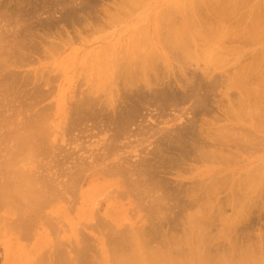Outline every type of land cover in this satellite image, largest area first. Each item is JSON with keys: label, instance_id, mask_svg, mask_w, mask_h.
Here are the masks:
<instances>
[{"label": "rangeland", "instance_id": "obj_1", "mask_svg": "<svg viewBox=\"0 0 264 264\" xmlns=\"http://www.w3.org/2000/svg\"><path fill=\"white\" fill-rule=\"evenodd\" d=\"M59 1H62V0H0V24H2V25H0V35H1L0 37L4 38L3 41L5 42V44H7L6 43L7 41H8V45L12 43V40L16 41L17 39H15V36H16L15 34H17L18 31H20L19 33L20 34L22 33L23 36L24 35H28V36H31V38H33V39L36 38V41L33 40L35 42H38V43L41 42V43H39L40 44L39 45V50L40 51H38L36 53L37 55L34 53L35 55L34 56L32 55V59H30V61L32 60L31 61L32 63L30 62V64H28L29 62H26V63H23V65L21 63L22 67H21L20 64H17L18 66L17 65H15V66H17L18 68L17 67H12L13 69H11V67L8 68L9 70L15 71V72H12L13 75L15 74V76L13 78L10 77V81H12V79L16 78L15 80L18 82L20 87L22 86L21 88H23V86H24V88H25V90H24V88L23 89L19 88V91L22 90V92H23V96L21 97L23 103L25 105L28 104L27 106H29L30 102L31 103L35 102L34 103L35 105H33V103H32V106L34 107V110H32V108H31V109H29V111L26 110V112L24 110V112L26 113L25 115L24 114H22V115L20 114L19 118L23 119L21 122H23L26 117L27 118L29 116L31 117V115L32 116L39 115L38 119L37 118L35 119V121L38 120V122H36L37 124L36 123L35 124L38 127H40L41 129L44 128L45 129L44 132H46L48 130L46 132L47 134H49V133L52 134V135L56 134V138L57 137L60 138V135H62V136L65 135V138L69 139L68 142L71 141V143L74 141L73 140L74 138L75 139L78 138V142H80V143L74 141L75 144L73 142L71 145H68L67 147L65 146V144L58 143L63 148L61 153H64V152H67V151L68 152H72V148H74L77 145V147H80V148L75 149V151L73 152L75 154V156L77 155V153H79V156L81 154L83 156V158H87L89 160V158H88L89 157V150L90 151L94 150L95 152L97 151V149L95 148L96 141H98L99 137H101L102 134L99 135V136L95 135V133H97V132H95V130H93L92 133H89V130L92 128V126H90V123H89V118L87 120H85V121H82V123L77 122V123L73 124L74 117L76 116L75 114H84L86 112V110L85 111L82 110L83 111L82 112L81 111L82 108H79V106L77 107L76 104L78 103L79 99L81 101L82 99L86 98V94L89 95V97H90L92 92H94L96 94V95L92 94V95H94L93 98H97L96 96H98V94H100L99 96L104 98V96L106 94L110 93V90L115 87V86H113V84L115 82H118V79L122 77V76H120L116 81L115 80L112 81L113 77L111 75L107 76L108 74H110V70L113 69L112 67L115 66L112 62H114V61H115L114 63L118 62L117 64L119 65V67H121L120 65H123V67H124L126 65L124 63V59L126 60V58H128V59L130 58V60L136 61V59H135L136 57L139 59L142 56L140 54L141 52L144 55L143 58H147L148 55H146V54L151 53L153 56L155 55L157 57V58L153 57L154 58L153 62L155 63V65H157V69L159 70L158 73H160L161 76L162 75H167L169 64L172 62L171 63L172 64L171 67H176L177 64L183 65L185 63V65H184L185 68L184 69L187 72L185 78L187 77V79L189 80V78H193L194 77L193 81L196 80L197 82H200V84L203 83L202 84L203 87L204 86H208L209 87L210 79L212 77L213 80H216L217 82H220V83L217 86V88L214 91V93H207L208 94L207 96L209 97L208 100H210V102L211 101L213 102L214 98H215L214 100L220 99L221 100L220 101L221 102V104H220L221 108H223L222 106H226L227 104H230L229 107L232 108L230 110V112L233 110V108H234V111H236V109L238 108L237 112H231V114L229 112V114L225 117L226 120H229V121L222 120L221 122L218 123L219 125L216 128L218 129V127H219L218 130H219V132L223 131V132H221L222 134L224 133V134L229 135V136L233 135L234 137L235 136L236 137H240L241 136L240 137L241 140H242V138H245L244 140H247V138H249V139L252 140L253 144L255 142V145H257V143H258V145L257 146L254 145L253 150L252 149L251 150L248 149L246 152L245 151L238 152L239 150L236 151L235 148H234L235 150L226 149L225 151H223V150H221L223 148H221L220 150L222 151V153H221L222 155L220 154L221 155V157H219L220 159L218 158L215 161L206 160V162H205V160L204 161H200V162L199 161L198 162H194L192 160L191 161L189 160V162H188V160H186L185 161L186 170L184 169V171H181V173L180 172H176V171H170V172L165 173V174L164 173H162V174L159 173L158 176L156 177V180H158V179H160V180L162 179L164 181L167 180L166 182H169L171 185L169 184V186H168V184H167L166 186H168L169 188L172 187V188H170L171 192L169 190V193H168L169 196H168L167 193H165V197L163 198L165 203L169 202V204H167V206L169 205V207H166V208L161 207V209H160V210H162L163 213H165V215L167 214L166 217H164V220H163L165 223H167L166 227H164L165 224L162 221V219H159L160 221H162L161 223H163V224H161V232L164 233V230H165V232L167 230V231H169V234L171 233L172 240H170L171 238L169 239V241H171V242L168 241L169 242L168 246L169 245L172 246V244H170V243H173V242H174V244L176 243L175 245L178 244V246H175L173 244L174 247L172 246V248H173V250L175 249V251H176L175 254L176 253L178 254V255L177 254L176 255L179 257V258H177L179 261H181L182 257L183 258L185 257V259H188L189 257H193L194 255L190 256L192 251H193L194 254H199L202 251H203V253H206V252L209 251L208 253H206L208 258H209V260H211L209 264H218V263L219 264H237V263L238 264H258V263L259 264H264V250H263L264 249V240H263V238H264V233H263L264 232V181H263L264 180V163H263L264 162V127H263L264 126V109H263L264 108V103H263V101L264 100L263 101L261 100V102L263 103L261 105L260 100L258 99L259 103L257 102V103H255V105H253V106H251L249 108H248L246 103H245L246 105H244V103H243V105L247 108L246 111H245V109H244L245 107L243 105H241L242 104L241 99H244V102H245L246 96L241 95L239 93L240 90L236 91V87L239 89L240 86H241V84L239 83V80H238L239 78L236 77V74H237L238 70L242 69V67H245L247 64H250V61H253L254 62V63L252 62L253 64L256 63L255 65H257L260 62L259 65L262 67L261 69H264V67L262 66V65H264V62H262V58L259 56L262 52L264 53V21H263L264 20V0H227V1L226 0H207V1L206 0H191V1L190 0H183V2H181L182 0H89L88 4H90V5H85L86 2H87L86 0H83V1H86V2H82L81 0L80 1L75 0L77 2H74L73 5H75L78 8V10H76V11H79L81 3H82L81 5L84 6L83 8H80L81 10L83 9L82 12H76V13L68 11L69 9H71L70 7H72V8L74 7L73 5H68L69 3H71V1L70 2H68L69 0L68 1L66 0L67 2L66 1L65 2L64 1L59 2ZM186 1H190V2H188L189 4L193 1L192 2L193 6L197 5L198 2L201 4V5L199 4V6H202L204 4V6H202V8L204 7V9H202V8L200 9L199 8V10H202V12H203L202 14H204L203 17L206 15L205 12H204V10H207L206 8H208V10H210V8L217 7L219 4H221V2L224 1L222 8L226 5L223 9L224 10L226 9L224 11V13L225 14L228 13V15L225 16L226 20L224 18L225 21L222 20L224 22L221 21L222 23L219 24V21L217 20L218 18H215V17H217V14H215L217 12H214L215 15L212 14V16H209V18L211 19V17H212V19H215V23L212 22V20H211V25H209V21L210 20H209V18H208L209 21L206 19L208 24L206 25L205 24L206 22L202 23V24H205L204 26H206V28L203 27V25L202 26L200 25L201 22L200 23L197 22L198 24L194 23L195 25H198V26L197 27L193 26V27L195 29L199 30V31H197V33H195L196 30L193 28V30H194L193 31L194 32L193 35H196L198 37L199 35L202 34L201 36H203V35L206 36V38H205L206 40L205 39L201 40V39H199L197 37H196V39H194V40H196L197 45H199L197 47L198 49H196L198 52L195 51V54H197L198 56H192L194 58L188 59V61L185 60L186 61L185 62L180 57H179L180 58L179 61H178L179 58L175 59L176 57L174 56V53H175L176 47H177L176 44L168 46V44L165 43V42L169 43V40L167 41V38H166V37L169 36V34H167L166 32L171 30L169 27H168V29H170V30H167L165 25L167 23L169 24L170 22H173V23H176V24L178 23L177 26L175 24H174L175 26H173L172 24H169V26H172V30H171L172 32L175 29H176L175 31L179 30V28H178L179 26L182 27L181 23H183L182 22L183 21V18H182L183 14H185L187 12V10H188L187 7H185L186 10L183 8V6H184L183 3L186 4L187 3ZM195 1L196 2L198 1V2L196 3ZM212 1H213V3H212ZM218 1H220V2L217 3ZM235 1H236V3H235ZM62 3H63V5H62ZM65 3L67 5H64ZM75 3H77V4H75ZM78 3H80V4L78 5ZM224 3H225V5H224ZM227 3H229V4H227ZM189 4H187V5H189ZM230 4L233 5V6H231ZM45 5H47V6L49 5V6L48 7L46 6L45 9H44L43 7ZM56 5L58 6V8H57ZM60 5H62V8H61ZM98 5H101V6L99 7ZM215 5H217V6H215ZM53 6H55L56 8L54 9ZM65 6L68 8L67 10H66ZM85 6H89V7H85ZM117 6H119L120 8L117 7ZM175 6L177 7V9H176ZM76 7H74V8H76ZM104 7H108L107 8L108 9V14H106L103 11ZM172 7L173 8L175 7V9H173ZM63 9H64V11H63ZM46 10L47 11L49 10L48 12L51 15L50 17H52V18H50V17L48 18L49 14H48V12ZM88 10H89V12H88ZM162 10H163V12H162ZM174 10H175V14L177 13L176 17H175V14H174ZM183 10H185L186 12L184 13ZM251 10H253V11H251ZM65 11H67V14H65L66 13ZM84 11L85 12L87 11V15H89V17H90L89 18V23L91 22L90 25H89V28H87V29H85V28H83L81 26L82 22H84V21H82V17L86 15V13ZM166 11L170 12L171 14H173L174 17L170 13L168 14V12H167V16H165L166 14H164V12L166 13ZM29 12H30V14H29ZM63 12H65V13H63ZM251 12L252 13L254 12L253 15H255V17L256 16L258 17V18L256 17V19L253 16L251 17V18H254L255 20L258 19L257 21H255V22H257L255 25H254V21H253V23H251V21H252V19H250V16L252 14ZM52 13H53V15H52ZM75 14L79 18L74 16ZM79 14L81 15V18H80ZM202 14H201V19L203 18ZM25 15L27 17H25ZM66 15H68L67 18H65ZM159 15H160L162 20L165 19L166 17H168V15H169V17L171 18L172 21L169 18L168 21L165 22L167 20V18H166L165 21L163 20L164 22H159L160 24H158ZM207 16H205V17H207ZM162 17H164V18H162ZM180 17H181V19H179ZM199 17H200V15H199ZM242 17H244V20H243ZM26 18H28V19H26ZM74 18H76V20ZM192 18L195 19L194 16ZM237 18H239V19L241 18L243 21H248L250 19L251 21L249 20V23H250L249 24L248 22H242L241 19L239 20ZM71 19L72 20L74 19V21L78 25H75L76 23L74 24L73 23L74 21L72 22ZM77 19L78 20L80 19V21H78ZM48 21L49 22L51 21L52 23L50 22V24H49ZM147 21H148V23H147ZM203 21H204V19H203ZM216 21L218 23H216ZM237 21L238 22L241 21V23H242V25L239 26V28H236ZM262 21H263V23H262ZM79 23H81V24H79ZM145 23L149 24L148 28H147V24H145ZM161 23H166V24L164 25V24H161ZM246 23H248L249 25L253 24L258 29L257 30L256 27H255V29H253L252 32H251V29H250L251 27H249L248 30H250V33L248 31L247 32L250 35L245 32L246 35H248L249 37H252V38H250L252 41L249 39L248 36H247V39H246L245 42H244L245 38L244 39L242 38V40H243L242 42L240 40H238V39L237 40L240 41V42H237V41L234 42L235 40H233L232 42L231 41H228V42L226 41L227 37H229V36H227V33L228 32L231 33V30L230 31H224V29L227 28L226 30H229V28L231 29V27L234 26L233 28L236 29V30L234 29V31H239V29L242 28L243 26H247ZM258 23H259L260 26L257 25ZM47 24H48V26H47ZM168 24H167V26H168ZM217 24L221 25L222 27L220 26V28H222V29L218 28L219 26H217ZM62 25H65V26L62 27ZM82 25L84 26V24H82ZM139 25H141V26L145 25L144 27H146L148 29V32L144 31L146 28H144V30H143L144 32L140 31L139 29L142 30L143 27H139V29H138ZM158 25H160V26H158ZM75 26H77V27H75ZM216 26H217V28H216ZM19 27H20V29H19ZM158 27H162L163 30H160L161 28L158 29ZM164 27H165V29H164ZM181 27H180V29H181ZM76 28H77L78 31L80 30L79 32L77 31V33L75 32ZM153 28L154 29L157 28V32H159V35L161 34V31H163V34H161V36H162L161 39L158 38L159 35H158L157 32H155V30ZM247 28H248V26H247ZM247 28H245V29H247ZM34 29H35V31H34ZM64 30H65V32L67 31L68 34H69L70 38L68 40L65 39V36H67V35L64 32H63L65 34L64 37L62 35L63 34L62 31H64ZM158 30H160V31H158ZM164 30H166V31H164ZM208 30H212V31H208ZM222 30L224 31V33L226 35L224 33H222L223 32ZM218 31H219V33H218ZM202 32H204V34ZM216 32L218 34L222 33L221 34L222 36L224 35V37H223L224 42H222L224 44H221L220 42L218 44V43L215 42L216 41L215 40L216 39L215 38L216 37V35H215ZM1 33L3 34V36H2ZM24 33H26V34H24ZM144 33H145V35H144ZM39 34L41 36L42 35L43 36L40 38ZM141 34L144 35L143 38H142ZM171 34H174V32L171 33ZM210 34H211V36L213 38L210 36ZM254 34H256V35H254ZM45 35H47L49 37L47 38V36H45ZM154 35L157 36V39H156V36L154 38ZM164 35H166V36H164ZM213 35H215V36H213ZM228 35H229V33H228ZM60 36H62V38L65 39V41H64L65 43L63 42L62 38L60 39ZM163 36H164V39H162ZM222 36H219V37H222ZM257 36H258V38H257ZM43 38L46 41L48 39V41L45 42V40H43ZM224 38H226V39H224ZM253 38H254V40L255 39L256 40L253 41ZM52 39H54V40H52ZM56 40H57V42H56ZM247 40H249V41H247ZM52 41L54 42V44H52L53 43ZM4 42L2 43L3 45L1 44L0 47L5 46ZM48 42H49V47H47ZM61 42H63V43H61ZM50 43H51V45H53V48H52L53 50L52 49L50 50V48L52 47L50 45ZM55 43H57L58 45L56 44L57 45L56 46ZM41 44L44 45L43 47H45V45H46V48L47 49L49 48L50 51H48L47 49L41 48L42 47ZM227 46L229 48H227ZM238 48H240V49L238 50ZM41 50L44 53L43 52L41 53ZM44 50H47V51H44ZM230 51H232V52L229 53ZM203 52H205V53H203ZM218 53L222 54V55H219ZM223 53H225V55ZM258 53H260V54L258 55ZM210 55H211V57H210ZM243 55H245V57L241 58ZM250 55L252 57H249ZM212 56H214V57H212ZM216 56L219 57V58H224L225 57V59L226 58L227 59L226 60L224 59L225 61L223 59L220 61V59L217 58ZM220 56H224V57H220ZM257 56H259L260 58L256 59ZM261 56H262V54H261ZM249 59H251V60H249ZM175 60L178 63L175 62ZM181 60H183L184 63L180 62ZM231 60H232V62H231ZM236 60L238 61V63H237ZM119 61H121L122 63L119 62ZM222 61H224V63L225 62L226 63L224 64V63H222ZM138 62H140V61H138ZM166 62L169 63V64H167ZM220 63H222V65H220ZM240 63H242V65ZM166 64H167V67H166ZM118 65H116V66H118ZM127 65H129V64H127ZM219 65H220V67H219ZM255 65H252V66L255 67ZM259 65H257V66H259ZM116 66L114 68H116ZM119 67H117V68H119ZM157 69H156V71H157ZM162 69H163V72H162ZM226 69H227V71H226ZM108 70H109V72H108ZM164 70H165V72H164ZM220 71H221V73H220ZM257 71H259V70H257ZM223 72H224V74L222 75ZM203 73H207V74H205V76H204ZM219 73H220V75H219ZM16 74H18V75H16ZM178 74L179 73H177V75ZM254 74H256L255 71H254ZM136 75H138V74H136ZM136 75H134V77H133V80L136 78V80H134V81H138L137 77H135ZM141 75L142 74H139L138 76L144 78ZM206 75L208 77H206ZM24 76H25V78H24ZM151 76L153 77V75H151ZM150 77H149L150 81L153 82L155 79L154 78L152 79ZM204 77L205 78H210V79L208 80V79H205ZM26 78H27V80H24ZM122 78L125 79V82H128V83H126V84H128L127 87L129 86V83H131V84L134 83V82H132L133 80H130V79H132V76H131L130 79H127L128 77H124V76ZM185 78L182 79L181 77H179V79L182 80L183 82L185 81ZM123 79H122V81H123ZM256 80H258V79H256ZM20 81H21V83L23 82V85H21ZM140 81L142 82L141 79H140ZM140 81H138L137 86H142L143 85V84H141ZM182 81H180V82H182ZM255 81H254V79L251 80V82L249 83V86L250 85H252V86L250 88H253L254 86H256L259 83V80L257 81L258 83H256ZM42 83H44V85ZM120 83L121 82H118L117 87H115V90L117 89L119 91V93L121 94V93H123V91H121L122 90L121 88H122V86L125 83L123 82L124 84L122 86H121L122 83L121 84ZM171 83L172 84L174 83V81L172 79H171ZM40 84H42L41 85V89L43 90V92L40 89V87H38V86H40ZM47 84H49V85H47ZM235 84H236V86H235ZM239 84H240V86H239ZM42 86H43V88H42ZM37 87L40 89L38 92H37V90H38ZM208 87H207V89H208ZM108 88H110V89H108ZM204 89L207 90L206 87H204ZM88 90L92 91V92H89ZM46 91L48 93H46ZM224 92L226 93L225 95H228V94L230 95L229 96L230 97V101L233 100L234 103L230 102V101H229L230 103H228L229 98L227 100L228 96L224 97ZM31 93H32V96L35 93L34 94V98L35 99L32 98ZM41 93H42V95L44 93V95L41 96ZM111 93L108 94V95H111ZM249 93H251V92L249 91ZM27 94H28V96L30 95L29 97H31V99H32L31 101H30V98L28 96H27L28 98L26 97ZM36 94H40V96H38V95L36 96ZM212 94L213 95L215 94V95L213 96ZM238 94H239V96H238ZM222 95H223V97H222ZM250 96H252V95H250ZM253 96H254V94H253ZM238 97H240V98H238ZM224 98H225V100H227V102H225ZM256 98L257 97L255 96V97L251 98V100L254 101V99L256 100ZM34 100H37V102L34 101ZM118 100H120V99L118 98ZM253 101H251L252 104L254 103ZM128 103H126V105H125L127 108L129 107V105H127ZM232 103L234 105L236 104L237 106L235 105V107H234V105H232ZM118 104H119V102H118ZM183 104H184L183 108L185 107L184 109L182 108V105L179 104V106L182 109L178 108V106H176L175 109L178 108V109H176L177 110L176 111L174 109V107H171L172 109H174V110H172V112H171V108L170 107H166L165 109H163V111H165L167 114L166 113L164 114L163 111L162 112L160 111L161 107L158 106V105L154 106V104H151L150 106H152L154 108H151L150 106H148L149 107V110H148V108H147V105H149V103H148L147 105H144V107L142 106V108L140 109V110H142L141 111L142 113L138 114L134 118V120H136V121H133V122H135V125L134 124L131 125L130 126L131 129L128 127V130H130L129 131L130 132L129 135L133 134L134 132H137V133L133 134V135L136 134L135 136H137V137L134 138V136L131 137L132 136L131 135L129 140L123 139V138H119V139H117L118 143H116V141L115 142H112V141L110 142L109 138L104 136V134L102 135L101 139L103 141H105L106 143L108 141L110 142L109 144L108 143L106 144V145H108V149L111 147V145H113L115 147L120 146V147L116 148V149H118V150H116L117 154H121V153L126 154L127 156L125 155V157H128L127 158L128 159L127 162H129V164L132 163L131 166L133 164L137 165V163H138L137 162L138 161V155H139V159L141 157L142 158L144 157L145 160H147V161L149 160L148 162H152V163L154 162V163H158L159 164V162L162 161V162H165V164L168 163V164H166L167 166L168 165H175L176 162L177 163L180 162V157L178 155L179 154L178 150L176 151L175 146H170L171 148L167 150L166 146H165V144H167V142H165L164 140L161 141V143H160L161 146L157 145L160 142L159 140H158V142H154V140H152L151 135L149 133L152 132V131L154 132V130H156L157 127L155 126V124H152L150 121H151V119H152V121H155V119L157 118L156 121L158 120L157 122L159 123V127H161L162 130L171 132L170 133L171 135H169V134L168 135L172 136V135H174L173 134L174 130L178 131L179 129H182L183 127H186L187 123H188L187 121L189 120V118L192 119L194 117V115H196L197 119H199V118L202 119V117L204 119H206V118L209 119L212 116V115L210 116L209 113H207L208 114L207 115L206 111L204 109H201V108H199L198 110H196L195 108L194 109L193 108L188 109V108H190L189 104L188 103L187 104L183 103ZM257 104L260 105V106H257ZM75 106L77 108H75ZM122 106H123V104L121 105V107H119L117 109L118 112H119V109L121 110ZM125 106L123 107V111L125 110ZM213 106H214V102H213ZM240 106H241V109H243L242 110L243 112L239 108ZM78 108H79V110H78ZM167 108H169V109H167ZM255 108H257V110L253 111V109H255ZM157 109L158 110L160 109L159 113H157L158 112ZM166 109H167V111H166ZM248 109L251 111L250 112L251 114L249 113ZM30 110H31L32 113L30 112ZM144 110H145V112H144ZM191 110H194V111L192 112ZM121 111L118 113L117 111L111 110L112 113L115 112L113 115L121 114L122 113ZM37 112H38V114H35ZM87 112L89 113V110ZM87 112L85 114H88ZM107 112H110V110L106 111V113H104V114H108ZM111 112H110V114H108L109 116L112 115ZM143 112L146 115H144ZM221 113L219 112L217 114H219V116H221ZM89 114H91V113H89ZM142 114L144 115L145 119L143 118ZM217 114H215V115H217ZM5 115L10 116L11 114H5ZM23 115L24 116L28 115V116L24 117ZM160 115H162V116L160 117ZM153 117H155V118H153ZM180 117H182L181 120L179 119ZM39 118L41 119V121L39 120ZM171 118H173V119H171ZM174 118L178 119V120H175ZM44 119H45V121H44ZM137 119L141 123V125L139 124V122H137ZM142 119H143V121H141ZM149 119H150V121H149ZM200 119L197 121L198 124L201 121ZM31 120H33V119H30L28 121H31ZM145 120H146V122H145ZM35 121L33 120V122H35ZM25 122L27 123L26 120H25ZM70 122L74 126L71 125V124L69 125L68 123H70ZM148 122L151 123V124H149ZM182 122H184V124ZM148 124H149V126H148ZM226 124H227V126L230 125L231 127L235 126L234 128H232L233 130L236 128L235 132L234 131L233 132L228 131L226 133V131H227L226 127L227 126L225 127V132H224V126ZM34 125H33V127H34ZM46 126H48V127H46ZM177 126H179L178 127L179 129L176 128ZM231 127H229L228 130ZM239 127H240V129H239ZM69 128H71V129L68 130ZM147 128L149 129V131H148ZM244 129L248 133H246ZM150 130H152V131H150ZM218 130H216V131L218 132ZM139 131H140V133L141 132H143V133H141V134L139 133L138 134ZM85 132L87 133V135H86ZM231 133H233V134H231ZM92 135L93 136L95 135V136L92 137ZM106 135H108V134H106ZM110 135H111V131H109L108 137ZM144 137L147 138L146 141H145ZM65 138H63V139H65ZM105 139H107V141ZM142 139L144 141H142ZM149 140L151 142H149ZM165 140L167 141L166 138H165ZM57 141L60 142L59 139H57ZM100 143L102 144V141ZM90 145H93V146L89 147ZM162 145H164V146H162ZM100 146H102V147H99V148L103 149V144L100 145ZM2 147L3 146L0 147V150H1ZM64 147H66V148H64ZM159 147L161 149L162 148L166 149V150L162 149V151L166 152V155L158 154L159 153L158 150L160 149ZM8 148H10V146ZM70 148H71V150H70ZM119 149L122 150V151H119ZM128 149H129V151H128ZM132 149H136V152L134 154H129V152L132 151ZM153 149H155V150L153 151ZM82 150H84V151H82ZM125 151L126 152L128 151V153H125ZM229 152H231V153H229ZM4 154H3V156H5V158L7 159L6 155H4ZM236 154H238V155H236ZM41 155L42 154H38L37 155L39 157L38 163H40L41 166H44V165H46L45 163H47L48 165H46V167H49V168L52 167L53 165H52V163L50 164L51 161L49 160V157H47L48 158L47 159V158H44L45 157L44 155L43 156H41ZM3 156H1L0 161L3 159ZM79 156L77 155V157H79ZM134 156H136V157H134ZM152 156H154V157L152 158ZM130 157L132 159H130ZM177 157H179V158L176 159ZM160 158H161V160H160ZM231 159H233V160L231 161ZM3 160H2V162H3ZM5 160H4V163H5ZM88 160H85V162L86 161L88 162ZM34 161H35V159H34ZM25 162L23 161L22 166L18 165L17 167H21L22 168L24 165L26 167L27 163L25 164ZM27 162L29 164L30 161H27ZM69 162L71 163V161H69ZM173 162H175V164ZM1 163H0V165H1ZM42 163H43V165H42ZM68 164L66 163V165L64 166L65 169H66V167L69 168L73 163H71L69 165ZM162 164L163 163H161V166L164 165L163 167H166L165 164H163V165ZM50 165H52V166H50ZM3 167L4 166H2V168ZM8 167L10 169L12 166L10 164H8ZM44 167H43V169H44ZM132 167H134V166H132ZM40 168L42 169V167H40ZM70 169L72 170L73 168H70ZM188 169H190V170H188ZM1 170H3V169H1ZM221 171H223V172H221ZM247 172H248V174H247ZM176 173L179 174V176H176ZM180 174H181V176H180ZM245 175H246V177H245ZM259 175H261V176H259ZM116 180H117L116 178H112V177H110V178L109 177H102V178L91 177V178H89V174H87V176L86 175H81L79 177L78 181H77L78 183H77L76 187L72 191V194H71L72 197L70 198L72 201L71 200L69 201L70 204H68V202L64 203L65 200H63L64 202H62V200H55V201H53L51 203V205H49L47 207V209H44V211L41 213V215L42 216L44 215L45 218H46V216L49 215V214L45 215V213H50L51 217H53V218H49V217H47V218L53 220L52 224L55 223L53 226L56 225L55 227L57 229L53 228L54 231L52 230V232H50V229L53 227L52 225H51V227L49 226L50 229L46 228V227H48L46 225L40 226V227H37V228H32L33 231H32V229H30L31 232L27 231L28 232V236L25 237V239L26 238H28V239L25 240L24 238H22L23 241H20L19 239H17V234L14 232L15 230L13 228L11 229V226H12L11 221H12V219H14V217L11 216V215L10 216L6 215L4 213V210H0V220H1V218L5 219V221H3V220H1V221L4 224L6 222V224L4 225L0 221V230H1L0 231V264H34V261H38V259H40V261L42 260V262H40L38 264H44V263L52 264L53 262H55L53 260H55L58 255H59L58 259L60 257V260H63V262H64L65 255L68 256V257L67 256L65 257V258H67V260H69V259L73 260L74 259L73 258L74 254H75L74 251H75L76 248H77L76 251H79V255L83 256V259H84L83 263L87 261L86 262L87 264L88 263L91 264L94 261L90 260V258L94 257L93 259L95 260L96 257H97V259L95 260V262L93 264H100L98 262L99 261L98 259H101L100 260L101 264H107V263L108 264H113V263H110L108 261L112 260V256H114L117 253L116 252L117 248L114 247L116 253L114 255H112V253L110 251L114 250L113 246L109 247V250L111 248H113V249H111L109 251L108 250V246H111V245H109V244L106 245V243H108L107 240L103 241L104 239H106L105 235L108 234L110 227H114L115 229L121 230L122 231L121 233L125 232L123 234L124 236H128L127 233L131 230V228H132V233L134 232V233H136L138 235V233L141 230H144L145 228H146V230L151 231V232H152L151 229H153L155 231L156 229L153 227V225L157 224V221H155L154 219L151 220V218H148L149 222H147L145 220L146 219V217L144 216L145 215L144 214L145 211H139V210L135 209L134 212H133L132 207H128L126 205L127 200L118 199V198H116V199H111L110 198V195L115 196L114 195V194H116L115 191L119 190L117 188V186L119 184L116 186V184L118 183V182H116ZM222 180H223V182H221ZM180 181H182V182L180 183ZM202 181H204V182L202 183ZM224 181H226L225 183L227 184V185L225 184V186H224ZM245 182H246V184H245ZM198 183H199V185H201V187L205 186V189L208 190L209 192L207 191L208 192L207 193L206 190H205L206 193L204 194L203 191H202V190H204L203 189L204 187L200 188V186L199 187L196 186L194 188V186L196 184H198ZM228 183H230V184H228ZM179 184H181L180 186L182 187V191L181 192L185 191L186 192L185 194L187 196L185 194H183V193H180V194H182V195H180L181 197L179 195H177L179 193H178L177 190H175V188H177L179 186ZM220 184H222V185H220ZM253 184H254V186H251ZM192 185H193V187H192L193 190L192 191L190 190V194L188 193L189 194V196H188L187 191H189V190H187V189H190L189 187H191ZM175 186H177V187H175ZM220 186L223 187V188L221 189ZM234 186H238V187H234ZM248 186H250V187H248ZM168 187H167V190H168ZM184 187H185V190H184ZM197 187L200 189L199 192H201V193H199V194H201V195H199L198 193L194 192ZM216 187H218V188H216ZM231 188H232V190H230ZM233 188H237V189L234 190ZM112 189H113V191H112ZM197 189H196V191H197ZM216 189H217V191H216ZM235 191H237L236 192L237 193V197H235L234 199L237 198V200H238L240 198L241 200L240 199L239 200L241 201V203H239L240 202L239 201L238 203L234 204V202L236 201V200L233 201V196H236L235 195L236 194ZM112 192H114V193L112 194ZM191 192H194L195 196L197 194L196 198H199V196H202V199L204 198L205 206L204 205L203 206L205 208L203 207V209L206 212H207L208 209H209L208 211L212 210L209 214H211L214 217V219L212 221L213 224L211 223V226H210L211 228L210 227H209L210 229L206 228L205 232H203V233H206L209 238L207 237L208 240H205V239L202 240L201 239L200 241H202V242H200L198 240L201 244L196 242V240H197L195 238L196 236L195 237L193 236L195 239L191 236L192 238H190L191 239L190 240L189 238H186L187 235L184 236L182 234L183 233V229L185 230V227L187 228L186 225H188V224H186L187 221H186V218H185L186 217L185 214L193 213V212L196 211L195 209L197 208V207H195L197 205L192 206V207L188 206L189 210L186 209V207H185V210H187V211H185L181 207V206H183V203H185L186 200H187L186 204L189 203L191 200H193V198L195 196H192ZM211 192H214L215 194H213ZM232 192H234V193H232ZM230 193H232L231 195H233V196H230ZM107 194L109 195V198H108ZM206 194L207 195L211 194V195H208L210 198ZM173 195H174V197H173ZM184 195H185V197H184ZM243 195H244V197H240V196H243ZM178 196L180 198H182V200ZM183 197L185 199H186V197L189 198V199L191 198V199L190 200H188V199L185 200V199H183ZM231 197H232V199H230ZM248 197H250V198H248ZM196 198H194V199L196 200ZM207 198H209V202L211 201L210 204L207 202L208 205H206V201L208 200ZM226 198L229 200V202L233 201V202H231L232 204L228 203L229 206L227 205L228 200ZM177 199H178V201L179 200L180 201L178 202ZM202 199L200 197V200L198 199V201H202ZM173 200H175L176 202H174ZM99 201H103V202H102V208L100 209V212L97 215L95 213V208L93 206ZM246 202H247V204H246ZM198 203H200V202H198ZM202 204L203 203H200L198 206H200ZM218 204L221 205L220 211H218L219 210L218 208H220V205H218ZM226 205H227V207H226ZM250 205H251V208H250ZM252 205H254L255 208H252V207H254ZM179 206L181 207V209H179L180 208ZM248 206H249V208H247ZM133 207H135V206H133ZM231 207L232 208L233 207L236 208L235 209L236 211L241 210V212H239L240 214L243 213L241 215L242 216L241 218L239 216L240 214L238 213V215H237V216H239L238 217V219H239L238 221L236 219V221L233 222V220H235L234 218H236L237 216L235 217V214H234L235 210H234V212H232L233 210H232ZM241 207H244V208H241ZM167 208H168L169 211L167 210ZM191 208L192 209L195 208V209H193V211L190 212L192 210ZM199 208H197V209H199ZM163 209L165 211H163ZM177 209H178V211L182 210V213H179L181 211L177 212ZM203 209H202V206H201V209H199V211L202 212ZM245 209H246V211H245ZM166 211H168L169 213L168 212L166 213ZM141 212H143V213H141ZM183 212H184V215H183ZM92 213H94V216H92ZM105 214H106V217L104 216ZM231 214L234 215V218L232 217L233 215L230 216ZM236 214H237V212H236ZM97 216H99V218H101L103 220V222H106L105 225L107 226V228H106L105 225L104 226H105V228L107 230L104 228V226L102 227L104 229V232H103L102 228H98L97 229V228L93 227V224L95 223V220L98 219ZM227 218H228V220L229 219L232 220V218H233L232 222L234 223L232 225L233 227L227 231L229 233V237H231L228 241L224 240L225 237L221 238V235L224 233L225 229L222 228V224H221L222 222H220V220H219V219H221V221H223V220H227ZM56 219H57V221H56ZM165 219L167 221H165ZM144 221H146V222H144ZM56 222H57L58 225L56 224ZM223 222H230V221H223ZM235 222H236V224H235ZM115 223H118L117 224L118 227L116 226ZM89 224H91V225H89ZM149 224H151L152 227ZM237 224H239V225H237ZM213 225L216 226V227L214 228ZM126 227H128V228L131 227V228L129 230L128 228L126 229ZM134 227L136 229H140V231L139 230L137 231ZM143 227H145V228L143 229ZM167 227L168 228L170 227L169 229L171 230V232H170L169 229H167ZM246 227H247V229H246ZM39 228H41V229H39ZM133 228H134V230H133ZM7 229H10V230H7ZM91 229H93V230H91ZM125 229L129 230V231L126 232ZM181 229H182V231H181ZM110 230H111V228H110ZM146 230H144V231H146ZM157 230H159V229H157ZM206 230H207V232H206ZM148 231H146V232H148ZM173 231H175V232H173ZM158 232H160V230ZM185 232H184V234H185ZM221 232H223V233L221 234ZM14 233L16 234L15 236L13 235ZM32 233H34V234H32ZM208 233L210 234V236H209ZM50 234H52V235H50ZM129 234H130V232H129ZM172 234H174V235H172ZM246 234H248V235H246ZM130 235L132 236V234H130ZM137 235H135L136 237H133V236L132 237L134 239L135 238L138 239V237H140V236L139 235L137 236ZM231 235H233V236H231ZM257 235L262 237L261 240H259L260 237H258ZM52 236L53 237L55 236V237L53 238ZM131 236L129 238L132 241L133 239H132ZM103 237H104V239H103ZM146 237H150V235H146ZM78 238H79V240H81L83 245L80 244L81 242H79ZM95 238H96V240H95ZM156 238L159 239L160 237L158 236ZM156 238L153 239L154 241L152 240V245L149 244L150 248H152V246H155V245L159 244L160 239L157 240ZM210 238H213V239H210ZM186 239H188V240L186 241ZM230 240H233L234 244H233V241H230ZM56 241H58V242H56ZM71 241H72V243H71ZM137 241H139V240H137ZM246 241H247V244H246ZM68 242H69V244H68ZM133 242L136 243L135 240ZM75 243H77L78 246ZM140 243H142V242H140V241H139V243L137 242V248L140 250V251L138 250L139 252L137 251L136 246L132 247L131 250H135L136 253H140L141 252L138 255L140 256V258L143 255L142 259H144V256L146 254H148V253H146L147 252V248L146 247L149 248V246H146L145 244L142 243V245L146 246L145 247L146 250H143L142 249L143 247L141 248L142 245ZM230 243H231L232 246L230 245ZM74 244L76 246H74ZM132 244H134V243H132ZM79 245H81V247ZM138 245H139V247H138ZM197 245H198V248H197ZM50 246H52V247H50ZM59 246H61L62 251L64 250V252L61 251V248H59ZM130 246H129V249H128V247L122 248V250L124 249L123 252L124 251L131 252V251H129L130 250ZM171 246H169V247L171 248ZM203 246H205L204 247L205 251L203 250L204 248L202 249ZM179 247L180 248H184V249H180ZM78 248H79V250H78ZM80 248H81V252H80ZM232 248H235V250L233 249L235 252H232L233 250L231 251ZM250 248L254 249V251L250 250ZM259 248L262 249V250H260ZM72 249H74V250L72 251ZM214 249H216V250L214 251ZM239 249L242 251V254H241V251ZM247 249H249L250 251H248ZM51 250L55 254L54 253H50ZM122 250L120 252V255L122 253ZM141 250H143V251H141ZM150 250H152V249H150ZM259 251H261V252H259ZM43 252L45 253V255H44ZM142 252L145 253V254H143ZM39 253H41V254H39ZM42 253H43V255H42ZM180 253L181 254L183 253V254L181 255ZM210 253H212V254H210ZM51 254H54L56 256V258H55V256L52 257L53 255L51 256ZM109 254L112 255L110 257L111 259L109 258V256H110ZM126 254L128 255L127 256V260L125 259L126 255L122 253L123 256L125 255L124 256L125 258H123V259H125V260H123L124 262H128V260H130L132 258H135V257L131 256L132 253L131 254L130 253H126ZM179 254L181 255V257L179 256ZM186 254L188 255V258L186 256ZM217 254H218V256H217ZM250 254L252 256L251 259L249 258ZM70 255H71L72 258L70 257ZM77 255H78V252H77ZM226 255H228V257ZM230 255L232 256V258H231ZM242 255L243 256L245 255L246 257L244 258ZM195 256L193 257V260L196 258ZM216 256H217L218 260L220 259L218 263L215 262V261H218V260L213 258V257L216 258ZM247 256H248L249 260H248ZM75 257L77 259V256H75ZM102 257H104V258L106 257L105 260L107 259L106 260L107 262L105 260H103ZM115 257H113V258H115V259H113V260H115L114 264H118L117 262H119L120 264H123V261H121L122 260L121 256L117 257V254H116ZM119 257H121V258H119ZM170 257H173V256L171 255ZM211 257H212V259H211ZM85 259H86V261H85ZM147 259H148V256L147 257L145 256L144 260H147ZM169 259H172V258H169ZM175 259H176V257H175ZM241 259L245 260L246 262L247 261H249V262L245 263V262H243V260H242V262L241 261L239 262V260H241ZM79 260H80V263H78V264H81L82 261H81V259H79ZM88 260H89V262H88ZM172 260H174V257H173ZM230 260H232V261L230 262ZM255 260H258V261L255 262ZM90 261H91V263H90ZM103 261H105V263ZM213 261H214V263H213ZM77 262H79V261H77ZM86 263H84V264H86Z\"/></svg>", "mask_w": 264, "mask_h": 264}, {"label": "bare ground", "instance_id": "obj_2", "mask_svg": "<svg viewBox=\"0 0 264 264\" xmlns=\"http://www.w3.org/2000/svg\"><path fill=\"white\" fill-rule=\"evenodd\" d=\"M62 1H66V0H62ZM62 1H59V2H62ZM68 1V0H67ZM66 1V2H67ZM71 1V3H69L68 5H73L74 4V2H77V1H80V0H77V1H73V0H69L68 2H70ZM73 1V2H72ZM82 2H86V4L85 5H90V4H88L89 3V0H86V1H83V0H81ZM191 1V0H190ZM190 1H186L187 3L185 4V3H183V8L186 10V8L185 7H187V12L185 11V10H183V12L185 13V14H183V23H181L182 24V27L181 26H179L178 28H179V30H177V31H175V30H173V32H174V34H171V33H173L171 30H172V26H169V24H172L173 26H177L178 25V23L176 24V23H173V22H170L169 24H168V26H167V24L166 23H161V24H166L165 26H166V29L167 30H170V31H167L166 33L167 34H169V36L168 37H166L167 38V41L169 40V43H167V42H165L166 44H168V46L170 45H173V44H176V51H175V53H174V56L176 57L175 59H178L179 57L181 58V59H183L184 61L185 60H187L188 61V59H192V58H194V57H192V56H198L197 54H195V51L196 52H198L196 49H198L197 47L199 46V45H197V43H196V40H194V39H196V35H193L194 34V30H193V26H198V25H195V24H198V23H200L201 22V26L203 25V27H205L206 28V26H204L205 24L207 25L208 24V22H207V20H208V18H209V16H212V14L213 15H215V14H217V17H215V18H218L217 20L219 21V24H221L222 22H224L225 20H226V15H228V13H224V11L226 10H224L223 8L226 6L225 5V3H224V7L222 8V6H223V2H221V4H217V5H215V6H217V7H212V8H210V10H208V8H206L207 10H204V12H205V16H207V17H203V15L204 14H202L203 12H202V10H199V8L201 9L202 8V6H204V4L202 5V6H199V2L197 3L196 1V3H197V5H194L193 6V1L189 4L188 2H190ZM207 1V0H206ZM227 1V0H226ZM58 2V3H59ZM115 2V1H114ZM181 2H183V0L181 1ZM194 2V3H195ZM220 1H218L217 3H219ZM234 2V1H233ZM81 3V2H80ZM80 3H78V5L80 4ZM195 3V4H196ZM203 3V2H202ZM212 3H213V1H212ZM235 3H236V1H235ZM17 4V3H16ZM19 4V3H18ZM21 4V3H20ZM75 4H77V3H75ZM82 4V3H81ZM80 4V8H83L84 6H82ZM84 4V3H83ZM116 4V3H115ZM187 4H189V5H187ZM209 4V3H208ZM227 4H229V3H227ZM4 5V4H3ZM29 5V4H28ZM62 5H63V3H62ZM62 5H60L61 6V8H62ZM64 5H67L66 3L64 4ZM103 5V4H102ZM187 5V6H186ZM201 5V4H200ZM231 5V4H230ZM47 5H45L43 8L45 9V7H46ZM49 6V5H48ZM47 6V7H48ZM57 6V5H56ZM74 7H76L75 5H73ZM82 6V7H81ZM96 6V5H95ZM99 7L101 6V5H98ZM197 6V7H196ZM212 6V5H211ZM214 6V5H213ZM231 6H233V5H231ZM257 6V5H256ZM54 7V9L56 8L55 6H53ZM52 7V8H53ZM66 7V6H65ZM72 8V7H70L71 9H69L68 11H71V12H74V13H76V12H82L83 11V9L81 10L80 8H79V11H76V10H78V8L76 9V8ZM85 7H89V6H85ZM94 7V6H93ZM103 7V6H102ZM117 7H119V6H117ZM176 7V6H175ZM175 7L173 8V9H175ZM27 8V7H26ZM57 8H58V6H57ZM108 7H104V9H103V11L106 13V14H108V9H107ZM120 8V7H119ZM171 8V9H172ZM48 9V8H47ZM68 8L66 7V10H67ZM87 9V8H86ZM176 9H177V7H176ZM202 9H204V7L202 8ZM223 9V10H222ZM81 10V11H80ZM85 10V9H84ZM170 10V9H169ZM34 11V10H33ZM36 11V10H35ZM47 11V10H46ZM49 11V10H48ZM47 11V12H48ZM53 11V10H52ZM55 11V10H54ZM63 11H64V9H63ZM251 11H253V10H251ZM27 12V11H26ZM66 12V13H65ZM65 12H63V13H65V14H67V11H65ZM85 12V11H84ZM88 12H89V10H88ZM162 12H163V10H162ZM167 12L168 11H166V13L164 12V14H166L165 16H167ZM179 12V11H178ZM182 12V13H183ZM214 12H217V13H215L214 14ZM231 12V11H230ZM7 13V12H6ZM46 13V12H45ZM54 13V12H53ZM53 13H52V15H53ZM73 13V14H74ZM86 13V15L85 16H83L82 17V21H84V22H82V24H84V26L81 24V23H79V24H81V26L83 27V28H85V29H87V28H89V25H90V23H89V15H87V11L85 12ZM84 13V14H85ZM170 12H168V14H169ZM252 13V12H251ZM254 13V12H253ZM253 13L251 14V16H250V19H252V21H251V23H253V21H254V25L257 23V22H255V21H257V20H255L256 19V17H255V15H253ZM258 13V12H257ZM11 14V13H10ZM9 14V15H10ZM23 14V13H22ZM26 14V13H25ZM29 14H30V12H29ZM37 14V13H36ZM40 14V13H39ZM49 14V15H48ZM48 18L51 16L50 15V13L48 12ZM83 14V15H84ZM89 14V13H88ZM171 14V13H170ZM174 14H175V10H174ZM177 14V13H176ZM176 14H175V17H176ZM179 14V13H178ZM201 14H202V19H201ZM42 15V14H41ZM61 15V14H60ZM70 15V14H69ZM80 15V14H79ZM78 15V16H79ZM91 15V14H90ZM161 15V14H160ZM160 15H159V21H158V24H160L159 22H164L165 21V19L167 18V20L165 21V22H167L168 21V19L170 18L169 17V15H168V17H166L165 19H161V17H160ZM172 16H173V14H171ZM199 15H200V17H199ZM258 15V14H257ZM67 16L68 15H66V17L65 18H67ZM74 16H76L77 17V15L75 14ZM195 17V19H193L192 17ZM254 17V18H251V17ZM7 17V16H6ZM25 17H27L26 15H25ZM174 17V16H173ZM248 17V16H247ZM260 17V16H259ZM29 18V17H28ZM28 18H26V19H28ZM42 18V17H41ZM50 18H52V17H50ZM77 18H79V17H77ZM80 18H81V15H80ZM92 18V17H91ZM97 18V17H96ZM162 18H164V17H162ZM178 18V17H177ZM224 18H225V20H224ZM243 18V20H244V17H242ZM258 18V17H257ZM262 18V17H261ZM17 19V18H16ZM75 20H76V18H74ZM74 19L72 20V22L74 21ZM94 19V18H93ZM162 21H161V20ZM179 19H181V17L179 18ZM203 19H204V21H203ZM207 19V20H206ZM237 19H239V18H237ZM241 19V18H240ZM239 19V20H240ZM254 19V20H253ZM43 20V19H42ZM50 20V19H49ZM53 20V19H52ZM78 20V19H77ZM170 20H171V18H170ZM206 20V21H205ZM210 20V21H209ZM209 25H211V20H212V22H214L215 23V19H212V17H211V19L209 18ZM222 20H224V21H222ZM242 20V19H241ZM242 20V22H248L249 23V20L248 21H243ZM247 20V19H246ZM57 21V20H56ZM61 21V20H60ZM70 21V20H69ZM78 21H80V19L78 20ZM77 21V22H78ZM92 21V20H91ZM172 21V20H171ZM175 21V20H174ZM181 21V20H180ZM179 21V22H180ZM222 21V22H221ZM264 21V20H263ZM263 21H262V23H263ZM3 22V21H2ZM8 22V21H7ZM49 22V21H48ZM51 22V21H50ZM50 22H49V24H50ZM54 22V21H53ZM58 22V21H57ZM62 22V21H61ZM176 22V21H175ZM198 22V23H197ZM204 22H206L205 24H202V23H204ZM240 23H241V21H239ZM238 21H237V25H236V28H239V26H241L242 25V23L240 24ZM13 23V22H12ZM52 23V22H51ZM67 23V22H66ZM74 24L76 23L75 21L73 22ZM147 23H148V21H147ZM147 23H145V24H147ZM195 23V24H194ZM216 23H218L217 21H216ZM248 23H246L247 24V26H248V28H247V26H243L242 28H240L239 29V31H234V29L235 28H233V27H231V29L229 28V30H226V29H224V31H230L231 30V33L230 32H228L229 33V35H228V33H227V36H229V37H227V39L226 38H224V39H226V41L228 42V41H233V40H235L234 42H242L243 40H242V38L244 39V42L246 41V39H247V36L248 35H246V33H250V30H248L249 29V27H251L250 29H251V32H252V30L253 29H255V27L256 26H254L253 24V26L252 25H249ZM261 23V22H260ZM72 24V23H71ZM175 24V25H174ZM180 24V23H179ZM194 24V25H193ZM219 24H217V26H219L218 28H220V26L221 25H219ZM240 24V25H239ZM0 25H2V24H0ZM6 25V24H5ZM19 25V24H18ZM31 25V24H30ZM75 25H78L77 23L75 24ZM257 25H259V23L257 24ZM262 25V24H261ZM47 26H48V24H47ZM51 26V25H50ZM65 25H62V27H64ZM73 26V25H72ZM145 26V25H144ZM143 25L141 26V25H139L138 26V29H139V27H143L142 28V30L141 29H139L140 31H143L144 30V28H146V27H144ZM148 26H149V24H147V28H148ZM155 26V25H154ZM158 26H160V25H158ZM217 26H216V28H217ZM238 26V27H237ZM260 26V25H259ZM35 27V26H34ZM70 27V26H69ZM75 27H77V26H75ZM81 27V28H82ZM153 27V26H152ZM156 27V26H155ZM168 27L170 28V29H168ZM180 27H181V29H180ZM222 27V26H221ZM223 27V28H224ZM253 27V28H252ZM59 28V27H58ZM66 28V27H65ZM146 28V29H147ZM159 28H161L160 30H163V28L162 27H158V29ZM177 28V29H178ZM202 28V27H201ZM233 28V29H232ZM245 28H247V29H245ZM259 28V27H258ZM261 28V27H260ZM15 29V28H14ZM19 29H20V27H19ZM144 30L145 32H148V29L147 30ZM154 29V28H153ZM164 29H165V27H164ZM174 29V28H173ZM195 29V28H194ZM220 29H222V28H220ZM256 29H257V27H256ZM76 31V33H77V28L75 29ZM150 30V29H149ZM155 30V32H157V28H155L154 29ZM160 30H158V31H160ZM196 31H195V33H197V31H199V30H197V29H195ZM218 30V29H217ZM236 30V29H235ZM258 30V29H257ZM7 31V30H6ZM13 31V30H12ZM25 31V30H24ZM28 31V30H27ZM34 31H35V29H34ZM37 31V30H36ZM74 31V30H73ZM80 31V30H79ZM78 31V32H79ZM143 31V32H144ZM164 31H166V30H164ZM208 31H212V30H208ZM223 31V30H222ZM224 31L222 32V33H224ZM233 31V32H232ZM248 31V32H247ZM4 32V31H3ZM10 32V31H9ZM20 31H18L17 32V34H15L16 36H15V39H17L16 41H13L12 40V43L11 44H9L8 45V41L6 42L7 44H5V42L3 41L4 40V38H1L0 37V46H1V44L4 42V44H5V46H2V47H0V147L1 146H3L2 148H1V150H0V158H1V156H3V154L4 155H6V157H7V159L5 158V156H3V159L5 160V163H4V160H3V162H2V160L0 161V163H1V165H0V210H4V213L6 214V215H11V216H13L14 217V219H12V221H11V224H12V226H11V229L13 228L15 231V233L17 234V239H19L20 241H23L22 240V238H24L25 239V237H27L28 236V232H31V230L30 229H32V228H37V227H40V226H44V225H46V226H48V227H46V228H49V226L51 227V225L53 226L54 224H52L53 223V220H51V219H49V218H53V217H51V215H50V213H45V215L47 214H49L48 216H46V218H45V216L43 215H41V213L44 211V209H47V207L49 206V205H51V203L53 202V201H55V200H62V202H64L63 200H65V202L64 203H66V202H68V204H70L69 203V201L71 200L70 198L72 197L71 196V194H72V191H73V189L76 187V185H77V181H78V179H79V177L81 176V175H86L87 176V174H89V178H91V177H98V178H102V177H112V178H116L117 180H116V182H118L117 184H116V186H117V188L119 189V190H116L115 191V193L116 194H114L115 196H113V195H110V198L111 199H116V198H118V199H125V200H127V203H126V205L128 206V207H132V209H133V212H134V210L135 209H137V210H139V211H145V217H146V221L147 222H149L148 221V218H151V220H155V221H157V224L156 225H153V227L156 229L155 231L153 230V229H151L152 230V232L151 231H148V230H146V228L145 227H143V229L144 230H146V231H148V232H146V231H144V230H141L140 231V229H136L135 227V229L138 231H140L139 233H138V235L140 236V237H138V239L137 238H133V237H136L135 235H137L136 233H132V228L131 227H126V229L128 228L129 230H130V228H131V230L129 231V230H126L125 229V231L127 232V231H129L130 232V234H132V236L129 234V232L127 233V235L128 236H124L123 234L125 233H121L122 231L121 230H118V229H115L114 227H110L111 228V230H110V228H109V232H108V234L107 235H105V238L106 239H104V237H103V241H106L107 240V242L108 243H106V245L107 244H109V245H111V246H108V250H109V247H112L113 246V248L115 247V248H117L116 250V252H115V248H114V250H111V249H113V248H111L109 251L112 253V255H114L115 253L117 254V257L118 256H123L122 255V253L123 254H125L126 255V258L123 256L122 258L121 257H119V258H121L122 260L121 261H123V260H127V254L126 253H132L131 254V256L132 257H135V258H132V259H130V260H128V262H124L123 261V264H209L210 263V261L211 260H209V258H208V256H207V254L206 253H208V252H206V253H203V251L202 252H200L199 254H194L193 253V249L191 250L192 251V253L190 254V256H195L196 258L193 260V257H189L188 258V255L186 254V256H187V258L188 259H185V257L183 258L182 257V259H181V261H179L177 258H179L176 254H175V249L173 250V248H172V246H173V244H174V242L173 243H170V244H172V246L171 245H169V246H171V248L168 246V243L169 242H171V241H169V239L171 238V233L169 234V231H167L166 230V232H165V230H164V233L163 232H161V224H163V223H161L163 220H164V217H166V215H165V213H163L162 212V210H160L161 209V207H163V208H166V207H169V205L167 206V204H169V202L168 203H165L164 202V197H165V193H169V190H170V188H172V187H168L169 186V182H166V181H164V180H160V179H158V180H156V177L158 176V174L160 173V174H162V173H168V172H170V171H176V172H180L181 173V171H184V169L186 170V167H185V161L186 160H188V162H189V160L191 161H194V162H200V161H204L205 160V162H206V160H209V161H215L216 159H218L219 157H221V153H222V151L221 150H223V151H225L226 149H232V150H235L236 149V151L237 150H239L238 152H240V151H247L248 149L249 150H253V147H254V145H255V142H254V144H253V142H252V140L251 139H249V138H247V140H244L245 138H242V140L240 139V137H234L233 135V137L230 135H226V134H222L221 132H223V131H220L219 132V127H218V129L216 128L219 124V122H221L222 120H226V116L229 114V112H230V110L232 109L231 107H229L230 106V104H227L226 106H222L223 108H221L220 107V104H221V100L220 99H218V100H214L213 99V102H214V106H213V102L211 103L210 102V100H208L209 99V97L207 96L208 94L207 93H214V91L216 90V88H217V86L219 85V83L220 82H217L216 80H213L212 79V77H211V79L210 78H205V79H210V84H209V87L208 86H204V87H206V89H207V87H208V89L207 90H205L204 89V87H203V83L202 84H200V82H197L196 80V82L195 81H193L194 79V77L193 78H189V80L187 79V77L185 78V76H186V70L184 69L185 68V63H184V61L183 60H181L180 62H183L182 64L183 65H180V64H177V66L176 67H171V63L169 64V63H167V64H169V67H168V71H167V75H160V73H158V69H157V65H155V63L153 62V59L156 57L155 55L153 56L151 53H148V54H146V55H148V57L147 58H143V54H142V52L140 53L142 56L138 59L137 57L135 58L136 59V61H132V60H130V58L128 59V58H126V60L124 59V63L126 64H124L125 66L123 67V65H120L121 67H119V65L117 64V63H114V62H112L115 66L116 65H118V66H116V68H114V67H112L113 69H111L110 70V74H108L107 76H109V75H111L112 77H113V80L112 81H116L120 76H124V77H128L127 79H130L131 78V76H132V79H130V80H133V77H134V75H136V74H142L141 76H143L144 78H142V77H140V76H138V75H136L135 77H137V79H138V81H140V79L142 80V82H141V84H143L142 86H137V83H138V81H134V80H136V78L132 81V82H134L133 84H131V83H129V86L127 87V85L128 84H126V83H128V82H125V79H123L122 77L121 78H119L118 79V82H121L120 84H121V86H122V90L121 91H123V93H119V91L116 89L115 90V87H117V84H118V82H115L114 84H113V86H115L113 89H111L110 90V93H111V95H108V94H110V93H108V94H106L105 96H104V98L103 97H101V96H99L100 94H98V96H96L97 98H93L94 97V95H96L94 92H92V91H89V92H92L91 93V95H90V97H89V95H87L86 94V98H84V99H82L81 101H80V99H79V101H78V103L76 104V106L78 107L79 106V108H82L81 109V111L83 110V111H85L86 110V112L89 110V113H91V114H89L88 112V114H75L76 116L74 117V120H73V124H75V123H77V122H79V123H82V121H85V120H87L88 118H89V123H90V126H92V128L89 130V133H92V131L93 130H95V132H97V133H95V135H103L104 134V136H106L107 138H109V140H110V142L112 141V142H115L116 141V143H118L117 141V139H119V138H123V139H127V140H129V138H130V136L131 137H133L134 136V138L135 137H137V136H135V135H133L134 133H137V132H134L133 134H130L129 135V131L130 130H128V127L131 129V125H135V122H133V121H136V120H134V118L138 115V114H140V113H142L141 111L142 110H140L141 108H142V106L144 107V105H147L148 103H149V105H147V108H148V110H149V107L148 106H150L151 104H154V106L155 105H158V106H160L161 108V112L163 111V109H165L166 107H174V109H175V107L176 106H178V108H181L180 106H179V104L180 105H182V108H183V103H185V104H189V107L190 108H188L187 106V108L188 109H191V108H195L196 110H198L199 108H201V109H204L205 111H206V114L207 113H209V115L211 116V118H209V119H204L203 117H202V119H200L201 121H200V123L198 124L197 123V121L199 120V119H197V117H196V115H194V117L192 118V119H190L189 118V120L187 121L188 123H187V126L186 127H183L182 129H179L178 127L179 126H177L176 128H178L179 130L178 131H175L174 130V132H173V134L174 135H172V136H169V135H171L170 133L171 132H168V131H165V130H162L161 129V127H159V123L156 121V119H155V121H152V119H151V121H150V119H149V121L152 123V124H155V126L157 127V129L156 130H154V132L152 131V130H150V131H152V132H150L149 134L151 135V138H152V140H154V142H158V140L160 141L159 142V144H157V145H159V146H161L160 145V143H161V141L162 140H164L165 142H167V144H165V146H166V149L168 150V149H170L171 147L170 146H175V149H176V151L178 150V152H179V157H180V162H176V164H175V162H173L175 165H166V164H168V163H166L165 164V162H162V161H160L161 163H163V164H165L166 165V167H163V166H161V163L159 162V164L158 163H152V162H148L147 160H145L144 159V157L142 158H140L139 159V155H138V163H137V165H132V166H134V167H132L131 166V164H129V162H127L128 161V157H125V155L126 154H124V153H121V154H117V151L116 150H118V149H116V148H118V147H120V146H117V147H115V146H113V145H111V147L108 149V145H106L107 143L109 144L110 142L108 141L107 143L105 142V141H103L102 139H101V137H102V135H101V137H99V139H98V141H96V145H95V148L97 149V151L95 152L94 150H89V160L87 159V158H83V156L80 154V156H79V153H77V155L79 156V157H77V155L75 156V154L73 153L74 151H75V149H77V148H80V147H77V145L74 147V148H72V152H64V153H61L62 152V150H63V148L61 147V143L62 144H65V146L67 147L68 145H71L74 141L75 142H78V138L77 139H73L74 141L71 143V141L70 142H68L69 141V139H66L65 138V135H60V138H56V134H54V135H52V134H47L46 132L48 131H46V132H44L45 131V129L44 128H40V127H38L36 124V122H38V120H36L35 121V119L37 118L38 119V116L39 115H34V116H32L31 115V117L29 116L28 118L26 117V116H28V115H26V116H24L26 113V110L27 111H29V109H31L32 108V110H34V107L32 106V103H33V105H35L34 103L35 102H30V104H29V106H27V105H25L24 103H23V101H22V99H21V97L23 96V92H22V90L21 91H19V88H21L20 87V85L18 84V82L15 80L16 78H14V79H12V81H10V77H14L15 76V74L13 75V73L12 72H15V71H12V70H9L8 68L9 67H11V69H13L12 67H17L18 65L17 64H20L21 65V63H22V65H23V63H26V62H29L28 64H30V62L32 61H30V59H32V55L34 56L38 51H40L39 50V43H41V42H35L36 41V38L35 39H33V38H31V36H28V35H22V33L20 34L19 33ZM22 32V31H21ZM65 33L67 36H65V39L66 40H68L70 37H69V34H68V32L66 31L65 32V30L64 31H62V33ZM152 32V31H151ZM154 32V31H153ZM169 32V33H168ZM201 32V31H200ZM205 32V31H204ZM204 32H202L203 34H204ZM214 32V31H213ZM246 32V33H245ZM16 33V32H15ZM61 33V32H60ZM59 33V34H60ZM61 33V34H62ZM62 34L63 35V37H64V35L65 34ZM138 33V32H137ZM142 33V32H141ZM158 33V35H159V32H157ZM165 33V34H166ZM208 33V32H207ZM212 33V32H211ZM218 33H219V31H218ZM217 32H216V43H218L219 44V42L221 43V44H224V43H222V42H224V40H223V37H224V35L222 36L221 34H218ZM248 33V34H249ZM259 33V32H258ZM2 34V33H1ZM8 34V33H7ZM24 34H26V33H24ZM47 34V33H46ZM60 34V35H61ZM79 34V33H78ZM143 34V33H142ZM141 34V35H142ZM155 34V33H154ZM161 34H163V31H161ZM161 34L158 36V38H160L161 39ZM166 34V35H167ZM171 34V35H170ZM200 34V33H199ZM198 34V35H199ZM213 34V33H212ZM225 34V33H224ZM14 35V34H13ZM31 35V34H30ZM34 35V34H33ZM40 35V34H39ZM77 35V34H76ZM140 35V36H141ZM144 35H145V33H144ZM144 35H142V38H143V36ZM166 35H164V36H166ZM202 35V34H201ZM201 35H199L197 38H199V39H205L206 38V36H201ZM207 35V34H206ZM215 35H213V36H215ZM226 35V34H225ZM250 35V34H249ZM253 35V34H252ZM254 35H256V34H254ZM1 36V35H0ZM2 36H3V34H2ZM5 36V35H4ZM43 36V35H42ZM41 35H40V38L42 37ZM45 36H47V35H45ZM78 36V35H77ZM155 36L156 35H154V38H155ZM164 36H163V38L162 39H164ZM209 36V35H208ZM210 36H211V34H210ZM219 36H222V37H219ZM34 37V36H33ZM38 37V36H37ZM49 36H47V38H48ZM53 37V36H52ZM56 37V36H55ZM59 37V36H58ZM67 37V38H66ZM73 37V36H72ZM212 37V36H211ZM218 37V38H217ZM226 37V36H225ZM249 37V36H248ZM255 37V36H254ZM260 37V36H259ZM54 38V37H53ZM62 38V36H60V39ZM152 38V37H151ZM208 38V37H207ZM213 38V37H212ZM250 38H252V37H249V39ZM256 38V37H255ZM257 38H258V36H257ZM50 39V38H49ZM59 39V38H58ZM65 39L64 38H62V40H63V42L65 41ZM156 39H157V36H156ZM240 40V41H238V40ZM33 40H35V41H33ZM43 40H45L44 38H43ZM52 40H54V39H52ZM61 40V41H62ZM74 40V39H73ZM206 40V39H205ZM208 40V39H207ZM251 40V39H250ZM256 40V39H255ZM254 40V38H253V41H255ZM3 41V42H2ZM42 41V40H41ZM47 41H48V39H47ZM46 40H45V42H47ZM50 41V40H49ZM59 41V40H58ZM247 41H249V40H247ZM252 41V40H251ZM44 42V43H45ZM51 42V41H50ZM53 42V41H52ZM56 42H57V40H56ZM63 42H61V43H63ZM69 42V41H68ZM43 43V42H42ZM65 43V42H64ZM67 43V42H66ZM52 44H54V42L52 43ZM57 43H55V45H56ZM60 44V43H59ZM178 44V45H177ZM214 44V43H213ZM217 44V45H218ZM242 44V43H241ZM244 44V43H243ZM3 45V44H2ZM42 45V44H41ZM50 45H51V43H50ZM58 45V44H57ZM56 45V46H57ZM61 45V44H60ZM59 45V46H60ZM66 45V44H65ZM44 45H42V47L41 48H44V49H47L46 48V45H45V47H43ZM52 47L50 48V50L53 48V45H51ZM58 46V47H59ZM219 46V45H218ZM224 46V45H223ZM47 47H49V42H48V44H47ZM55 47V46H54ZM138 47V46H137ZM221 47V46H220ZM40 48V49H41ZM56 48V47H55ZM206 48V47H205ZM227 48H229L228 46H227ZM203 49V48H202ZM207 49V48H206ZM233 49V48H232ZM240 48H238V50H239ZM48 51H50L49 50V48L47 49ZM47 50H44V51H47ZM53 50V49H52ZM204 50V49H203ZM237 50V49H236ZM201 51V50H200ZM43 51L41 50V53H42ZM208 52V51H207ZM227 52V51H226ZM232 51H230L229 53H231ZM241 52V51H240ZM262 52V51H261ZM35 53V54H34ZM44 53V52H43ZM203 53H205V52H203ZM49 54V53H48ZM166 54V53H165ZM170 54V53H169ZM199 54V53H198ZM213 54V53H212ZM217 54V53H216ZM219 54V53H218ZM224 55H225V53H223ZM227 54V53H226ZM233 54V53H232ZM260 53H258V55H259ZM262 54V56L264 55V53L262 52L261 53ZM261 54L259 55L261 58H262V62H264L263 60H264V56L262 57L261 56ZM37 55V54H36ZM168 55V54H167ZM209 55V54H208ZM219 55H222V54H219ZM254 55V54H253ZM41 56V55H40ZM134 56V55H133ZM136 56V55H135ZM170 56V55H169ZM256 56V55H255ZM259 56H257L256 57V59H259L260 57ZM139 57V56H138ZM154 57V58H153ZM210 57H211V55H210ZM212 57H214V56H212ZM217 57V56H216ZM220 57H224V56H220ZM243 57H245V55H243L241 58H243ZM249 57H252L251 55L249 56ZM157 58V57H156ZM173 58V57H172ZM171 58V59H172ZM180 58L178 59V61L180 60ZM197 58V57H196ZM201 58V57H200ZM217 58H219V57H217ZM237 58V57H236ZM235 58V59H236ZM240 58V59H241ZM255 58V57H254ZM123 59V58H122ZM138 59V60H137ZM174 59V58H173ZM215 59V58H214ZM213 59V60H214ZM220 59V61L223 59H225V57L224 58H219ZM227 59V58H226ZM225 59V60H226ZM230 59V58H229ZM34 60V59H33ZM210 60V59H209ZM218 60V59H217ZM216 60V61H217ZM224 60V61H225ZM239 60V59H238ZM243 60V59H242ZM249 60H251V59H249ZM36 61V60H35ZM138 61H140V62H138ZM170 61V60H169ZM172 61V60H171ZM174 61V60H173ZM219 61V62H220ZM224 61H222V63H224ZM237 61V60H236ZM241 61V60H240ZM10 62V63H9ZM119 62H121V61H119ZM135 62V63H134ZM175 62H177L176 60H175ZM186 62V61H185ZM215 62V61H214ZM228 62V61H227ZM231 62H232V60H231ZM253 61H250V64H245L246 66L245 67H242V69H240V70H238V72H237V74H236V77L237 78H239L238 80H239V83L241 84V86H240V84H239V86H240V88L238 89L237 87H236V91L237 90H240V94L241 95H243V96H246V98H245V102H244V99H241V101H242V104L241 105H243V103H244V105H246L247 104V106H248V108L249 107H251V106H253V105H255V103H259V100H260V103H261V105L264 103V69H261L262 67L259 65V63L257 64V65H259V66H257V65H255V64H253L252 63ZM32 63V62H31ZM122 63V62H121ZM178 63V62H177ZM222 63H220V65H222ZM226 63V62H225ZM224 63V64H225ZM237 63H238V61H237ZM120 64V63H119ZM127 64H129V65H127ZM167 64H166V67H167ZM174 64V63H173ZM241 65H242V63H240ZM15 65H17V66H15ZM22 65H21V67H22ZM220 65H219V67H220ZM252 65H255V67L254 66H252ZM165 66V65H164ZM263 67H264V65H262ZM24 67V66H23ZM117 67H119V68H117ZM223 67V66H222ZM254 67V68H253ZM18 68V67H17ZM225 68V67H224ZM156 69H157V71H156ZM167 69V68H166ZM175 69V70H174ZM187 69V68H186ZM259 70V71H257V70ZM9 70V71H8ZM261 70V71H260ZM205 71V70H204ZM226 71H227V69H226ZM254 71H255V73L256 74H254ZM108 72H109V70H108ZM107 72V73H108ZM161 72V71H160ZM162 72H163V69H162ZM164 72H165V70H164ZM207 72V71H206ZM225 72V71H224ZM224 72L222 73V75L224 74ZM259 72V73H258ZM177 73H179L178 75H177ZM220 73H221V71H220ZM220 73H219V75H220ZM234 73V72H233ZM20 74V73H19ZM153 75V77L151 76V75ZM163 74V73H162ZM205 74H207V73H203V75L205 76ZM235 74V73H234ZM16 75H18V74H16ZM28 75V74H27ZM151 77H150V76ZM106 76V77H107ZM150 78H154L155 80L152 82V81H150V79H149V77ZM19 77V76H18ZM28 77V76H27ZM179 77H181L182 79H184L185 78V81L183 82L182 80H180L179 79ZM189 77V76H188ZM206 77H208L207 75H206ZM225 77V76H224ZM230 77V76H229ZM21 78V77H20ZM19 78V79H20ZM24 78H25V76H24ZM29 78V77H28ZM140 78V79H139ZM148 78V79H147ZM174 81V83L172 84L171 83V79ZM215 78V77H214ZM235 78V77H234ZM236 78V79H237ZM109 79V78H108ZM112 79V78H111ZM122 79H123V81H122ZM126 79V80H127ZM144 79V80H143ZM187 79V80H186ZM254 79V81L256 80V79H258L259 80V83L257 82L258 80H256L255 82L256 83H258L256 86H254L253 88H250L252 85H250L249 86V83L251 82V80H253ZM21 80V79H20ZM24 80H27V78L26 79H24ZM45 80V79H44ZM180 81H182V82H180ZM193 81V82H192ZM30 82V81H29ZM124 82V83H123ZM130 82V81H129ZM144 82V83H143ZM180 82V83H179ZM195 82V83H194ZM231 82V81H230ZM229 82V83H230ZM254 82V83H255ZM20 83H21V81H20ZM41 83V82H40ZM228 83V84H229ZM43 85H44V83H42ZM42 84H40V86H38V87H40V89H41V85ZM131 84V85H130ZM206 84V83H205ZM204 84V85H205ZM222 84V83H221ZM238 84V83H237ZM21 85H23V82L21 83ZM36 85V84H35ZM47 85H49V84H47ZM112 85V84H111ZM202 85V86H201ZM208 85V84H207ZM223 85V84H222ZM227 85V84H226ZM254 85V84H253ZM27 86V85H26ZM25 86V87H26ZM112 86V87H113ZM235 86H236V84H235ZM37 87V88H38ZM125 89H124V88ZM203 87V88H202ZM23 88H24V86H23ZM23 88H21V89H23ZM42 88H43V86H42ZM120 88V87H119ZM210 88V89H209ZM34 89V88H33ZM39 88H38V90H37V92L40 90ZM107 89V88H106ZM108 89H110V88H108ZM124 89V90H123ZM24 90H25V88H24ZM23 90V91H24ZM32 90V89H31ZM35 90V91H36ZM42 90V89H41ZM107 91V90H106ZM249 91L251 92V93H249ZM42 92H43V90H42ZM88 92V93H89ZM45 93V92H44ZM44 93H43V95H44ZM46 93H48L47 91H46ZM45 93V94H46ZM106 93V92H105ZM104 93V94H105ZM35 94V93H34ZM34 94H33V96H32V93H31V96H32V98H34ZM92 94H94V95H92ZM226 93L224 92V97H227V100H228V98H229V100H228V103H230V102H233V100L232 101H230V95L228 94V95H225ZM253 94H254V96H253ZM25 95V94H24ZM40 96V94H36V96ZM42 95V93H41V96H43ZM211 95V94H210ZM213 95V94H212ZM215 95V94H214ZM213 95V96H214ZM250 95H252L253 97H257L256 98V100L254 99V101L253 100H251V98H253L252 96H250ZM28 96V94L26 95V97ZM30 96V95H29ZM28 96V97H29ZM89 98H88V97ZM238 96H239V94H238ZM250 96V97H249ZM27 97V98H28ZM207 97V98H206ZM222 97H223V95H222ZM241 97V96H240ZM240 97H238V98H240ZM24 98V97H23ZM30 98V101L32 100L31 99V97H29ZM37 98V97H36ZM118 98L120 99V100H118ZM35 99V98H34ZM222 99V98H221ZM259 99V100H258ZM29 100V99H28ZM38 100V99H37ZM37 100H34V101H36L37 102ZM223 100V99H222ZM224 100H225V98H224ZM227 100H225V102H227ZM258 100V101H257ZM261 100L263 101V103L261 102ZM230 101V102H229ZM251 101H253L254 103L252 104V102ZM118 102H119V104H118ZM129 102V103H128ZM126 103H128L127 105H129V107L127 108L125 105H126ZM234 103V102H233ZM232 103V105H234ZM246 103V104H245ZM251 103V104H250ZM123 104V106H122V108H121V110L119 109V112L121 111L122 113L121 114H118V115H113L114 113H112L111 112V110H113V111H117L118 112V108L119 107H121V105ZM236 105V104H235ZM235 105H234V107H235ZM243 105V106H244ZM75 106V108H77ZM125 106V110L123 111V107ZM237 106V105H236ZM239 106V105H238ZM257 106H260V105H258L257 104ZM36 107V106H35ZM140 107V108H139ZM151 108H154V107H152V106H150ZM245 107V106H244ZM79 108H78V110H79ZM178 108H176V109H178ZM181 108V109H182ZM185 108V107H184ZM183 108V109H184ZM237 108V107H236ZM235 108V109H236ZM240 109H241V106L239 107ZM37 109V108H36ZM167 109H169V108H167ZM167 109H166V111H167ZM174 109H172L171 108V112H172V110H174ZM175 109V110H176ZM238 109V108H237ZM236 109V111H234V108H233V110L231 111V112H237L238 110ZM245 109V111H246V107L244 108ZM262 109V108H261ZM264 109V108H263ZM24 110H25V112H24ZM77 110V109H76ZM110 110V112L112 113V115H108V114H110V112H107L108 114H104V113H106V111H109ZM155 110V109H154ZM159 110L157 109V113H159ZM243 109H241V111H242ZM249 110V109H248ZM254 110H257V108H255V109H253V111ZM80 111V112H81ZM82 111V112H83ZM147 111V110H146ZM169 111V110H168ZM177 111V110H176ZM179 111V110H178ZM192 112L194 111V110H191ZM259 111V110H258ZM263 111V110H262ZM261 111V112H262ZM30 112H31V110H30ZM29 112V113H30ZM79 112V111H78ZM81 112V113H82ZM118 112V113H119ZM144 112H145V110H144ZM143 112V113H144ZM156 112V111H155ZM164 112V114L166 113L165 111H163ZM182 112V111H181ZM185 112V111H184ZM203 112V111H202ZM221 113V116H219V114H217V113ZM231 112H230V114H231ZM243 112V111H242ZM251 111L249 110V113H250ZM32 113V112H31ZM30 113V114H31ZM147 113V112H146ZM241 113V112H240ZM5 114H11L10 116H8V115H5ZM20 114L22 115V114H24L23 116L24 117H26L25 118V120L27 121V123L25 122V120L23 121V122H21L23 119L21 118H19V116H20ZM28 114V113H27ZM35 114H38V112L37 113H35ZM150 114V113H149ZM163 114V113H162ZM163 114V115H164ZM167 114V113H166ZM174 114V113H173ZM215 114H217V115H215ZM251 114V113H250ZM144 115H146L145 113H144ZM144 115L142 114V116H143V118H144ZM208 115V114H207ZM206 115V116H207ZM237 115V114H236ZM162 115H160V117H161ZM165 116V115H164ZM174 116V115H173ZM42 117V116H41ZM40 117V118H41ZM73 117V116H72ZM141 117V116H140ZM159 117V116H158ZM176 117V116H175ZM222 117V118H221ZM39 118V120L41 121V119ZM45 118V117H44ZM138 118V117H137ZM142 118V117H141ZM153 118H155V117H153ZM163 118V117H162ZM167 118V117H166ZM178 118V117H177ZM181 118L182 117H180L179 119L181 120ZM229 118V117H228ZM30 119H33L35 122H33V120H31V121H28V120H30ZM145 119V118H144ZM148 119V118H147ZM171 119H173V118H171ZM175 119V118H174ZM175 120H178V119H175ZM179 120V121H180ZM184 120V119H183ZM182 120V121H183ZM186 120V119H185ZM234 120V119H233ZM236 120V119H235ZM44 121H45V119H44ZM43 121V122H44ZM67 121V120H66ZM141 121H143V119L141 120ZM174 121V120H173ZM226 121H229V120H226ZM88 122V121H87ZM137 122H139L138 121V119H137ZM145 122H146V120H145ZM235 122V121H234ZM31 123V124H30ZM33 123V124H32ZM36 123V124H35ZM45 123V122H44ZM149 123V122H148ZM151 123H149V124H151ZM183 124H184V122H182ZM186 123V122H185ZM35 124V125H34ZM69 125L71 124V125H73L71 122L70 123H68ZM139 124L141 125V123L139 122ZM144 124V123H143ZM142 124V125H143ZM149 124H148V126H149ZM166 124V123H165ZM225 124V123H224ZM33 125H34V127H33ZM178 125V124H177ZM74 126V125H73ZM78 126V125H77ZM89 126V127H90ZM145 126V125H144ZM183 126V125H182ZM224 126V125H223ZM227 126V124L224 126V132H225V127ZM254 126V125H253ZM46 127H48V126H46ZM70 127V126H69ZM79 127V126H78ZM135 127V126H134ZM137 127V126H136ZM147 127V126H146ZM152 127V126H151ZM154 127V126H153ZM229 127H231L230 125L229 126H227L226 127V129H227V131H226V133L228 132V131H230V132H235V129L233 130L232 128H234V127H231L229 130H228V128ZM264 127V126H263ZM87 128V127H86ZM138 128V127H137ZM140 128V127H139ZM149 128V127H148ZM147 128V129H148ZM160 130H159V129ZM49 129V128H48ZM71 128H69L68 130H70ZM75 129V128H74ZM84 129V128H83ZM111 129V130H110ZM153 129V128H152ZM166 129V128H165ZM222 129V128H221ZM220 129V130H221ZM239 129H240V127H239ZM50 130V129H49ZM81 130V129H80ZM86 130V129H85ZM138 130V129H137ZM143 130V129H142ZM168 130V129H167ZM216 130H218V132L216 131ZM245 130V129H244ZM87 131V130H86ZM109 131H111V135L108 137V135H109ZM135 131V130H134ZM141 131V130H140ZM140 131L138 132V134L140 133ZM145 131V130H144ZM148 131H149V129H148ZM147 131V132H148ZM216 131V132H215ZM237 131V130H236ZM62 132V131H61ZM75 132V131H74ZM245 132H246V130H245ZM244 132V133H245ZM63 133V132H62ZM84 133V132H83ZM86 133V132H85ZM94 133V132H93ZM141 133H143V132H141ZM140 133V134H141ZM145 133V132H144ZM152 133V134H151ZM240 133V132H239ZM246 133H248V132H246ZM106 134H108V135H106ZM169 134V135H168ZM231 134H233V133H231ZM236 134V133H235ZM238 134V133H237ZM251 134V133H250ZM73 135V134H72ZM86 135H87V133H86ZM94 135V136H95ZM245 135V134H244ZM252 135V134H251ZM250 135V136H251ZM254 135V134H253ZM257 135V134H256ZM93 135H92V137H94ZM127 136V137H126ZM139 136V135H138ZM97 137V136H96ZM147 137V136H146ZM149 137V136H148ZM252 137V136H251ZM63 138H65V139H63ZM98 138V137H97ZM143 138V137H142ZM145 138V137H144ZM165 138L167 139V141L165 140ZM259 138V137H258ZM57 139H59V141L60 142H58L57 141ZM122 139V140H123ZM146 139L147 138H145V141H146ZM149 139V138H148ZM253 139V138H252ZM71 140V139H70ZM106 141H107V139H105ZM135 140V139H134ZM256 140V139H255ZM258 140V139H257ZM102 141V144H103V149L101 148H99V147H102V146H100V145H102L100 142ZM142 141H144L143 139H142ZM259 141V140H258ZM75 142H74V144H75ZM120 142V141H119ZM122 142V141H121ZM127 142V141H126ZM148 142V141H147ZM149 142H151L150 140H149ZM58 143H60V144H58ZM78 143H80V142H78ZM100 143V144H99ZM125 143V142H124ZM142 143V142H141ZM260 143V142H259ZM91 144V143H90ZM129 144V143H128ZM139 144V143H138ZM150 144V143H149ZM156 145V144H155ZM169 145V146H168ZM257 145H258V143H257ZM257 145H255V146H257ZM10 146V148H8ZM63 146V145H62ZM91 146H93V145H90L89 147H91ZM122 146V145H121ZM124 146V145H123ZM141 146V145H140ZM162 146H164V145H162ZM66 147H64V148H66ZM86 147V146H85ZM137 147V146H136ZM155 147V146H154ZM69 148V147H68ZM133 148V147H132ZM160 148V147H159ZM221 148H223V149H221ZM235 148V149H234ZM156 149V148H155ZM155 149H153V151L155 150ZM163 149V148H162ZM162 149L160 148L159 150H158V154H162V155H166V152L165 151H162ZM166 149H163V150H166ZM213 149V150H212ZM221 149V150H220ZM69 150V149H68ZM70 150H71V148H70ZM79 150V149H78ZM141 150V149H140ZM80 151V150H79ZM78 151V152H79ZM82 151H84V150H82ZM119 151H122V150H120L119 149ZM124 151V150H123ZM128 151H129V149H128ZM128 151L126 152L125 151V153H128ZM138 151V150H137ZM157 151V150H156ZM231 151V150H230ZM3 152V153H2ZM133 152V153H132ZM136 152V149H132V151H130L129 152V154H134ZM149 152V151H148ZM171 152V151H170ZM169 152V153H170ZM81 153V152H80ZM88 153V152H87ZM229 153H231V152H229ZM38 154H42L41 156H45L44 158H47V157H49V160L51 161L50 162V164L52 163V165H50V166H52V167H46V165H48L47 163H45L46 165H44V166H41V164L40 163H38V160H39V157L37 156ZM221 154V155H220ZM249 154V153H248ZM153 155V154H152ZM230 155V154H229ZM228 155V156H229ZM235 155V154H234ZM236 155H238V154H236ZM40 156V157H41ZM76 158H75V157ZM127 156V155H126ZM134 157H136V156H134ZM150 157V156H149ZM154 156H152V158H153ZM179 157H177L176 159H178ZM35 159V161H34V159ZM151 158V157H150ZM225 158V157H224ZM231 158V157H230ZM240 158V157H239ZM48 159V158H47ZM130 159H132L131 157H130ZM220 159V158H219ZM227 159V158H226ZM37 160V161H36ZM85 160H88V164L85 162ZM160 160H161V158H160ZM163 160V159H162ZM167 160V159H166ZM223 160V159H222ZM230 160V159H229ZM233 159H231V161H232ZM23 161L25 162V164H26V167H25V165L21 168V167H17L18 165L19 166H22V164H23ZM27 161H30L29 162V164H28V162ZM69 161H71V163H73L69 168L68 167H66V169H65V165H66V163L68 164H71ZM151 161V160H150ZM158 161V160H157ZM165 161V160H164ZM170 161V160H169ZM177 161V160H176ZM225 161V160H224ZM242 161V160H241ZM38 164H37V163ZM41 162V161H40ZM156 162V161H155ZM227 162V161H226ZM134 163V162H133ZM170 163V162H169ZM223 163V162H222ZM264 163V162H263ZM8 164H10L12 167L9 169V167H8ZM40 164V165H39ZM68 164V165H69ZM209 164V163H208ZM213 164V163H212ZM42 165H43V163H42ZM263 165V164H262ZM2 166H4L3 168H2ZM40 167H42V169L40 168ZM43 167H44V169H43ZM63 167V168H62ZM52 168V169H51ZM70 168H73L72 170L70 169ZM168 170H167V169ZM1 169H3V170H1ZM10 171H9V170ZM188 170H190V169H188ZM187 170V171H188ZM43 171V172H42ZM186 171V172H187ZM221 172H223V171H221ZM43 173V174H42ZM247 174H248V172H247ZM261 174V173H260ZM72 175V176H71ZM233 175V174H232ZM257 175V174H256ZM262 175V174H261ZM261 175H259V176H261ZM176 176H179V174H177L176 173ZM180 176H181V174H180ZM255 176V175H254ZM226 177V176H225ZM245 177H246V175H245ZM165 178V177H164ZM211 178V177H210ZM240 178V177H239ZM249 178V177H248ZM260 178V177H259ZM225 179V178H224ZM256 179V178H255ZM227 180V179H226ZM253 180V179H252ZM251 180V181H252ZM83 181V180H82ZM256 181V180H255ZM264 181V180H263ZM182 181H180V183H181ZM204 181H202V183H203ZM221 182H223V180L221 181ZM226 181H224V186H225V183ZM230 182V181H229ZM178 183V182H177ZM251 183V182H250ZM168 184V186H166ZM174 184V183H173ZM194 184V183H193ZM201 184V183H200ZM208 184V183H207ZM228 184H230V183H228ZM234 184V183H233ZM237 184V183H236ZM235 184V185H236ZM245 184H246V182H245ZM171 185V184H170ZM181 184H179V186L177 187V186H175V187H177V188H175V190H177L178 191V193L179 194H177V195H182V194H180V193H183V194H185L186 192L184 191V192H181L182 191V187L180 186ZM185 185V184H184ZM220 185H222V184H220ZM227 185V184H226ZM248 185V184H247ZM196 186H200V188H202V187H204L203 189L204 190H202L203 191V193L205 194L208 190H206L205 189V186H202L201 187V185H199V183L198 184H196L195 186H194V188L196 187ZM218 186V185H217ZM251 186H254V184L253 185H251ZM258 186V185H257ZM167 187H168V190H167ZM193 185L191 186V187H189L190 189H187V190H189V191H187V194L189 193L190 194V190L192 191L193 190ZM197 187V188H198ZM213 187V186H212ZM221 187V186H220ZM232 187V186H231ZM234 187H238V186H234ZM248 187H250V186H248ZM188 188V187H187ZM192 188V189H191ZM196 188V189H197ZM208 188V187H207ZM216 188H218V187H216ZM223 187H221V189H222ZM228 188V187H227ZM196 189H195V193H201V192H199L200 191V189L198 188L197 189V191H196ZM210 189V188H209ZM234 190L235 189H237V188H233ZM241 189V188H240ZM248 189V188H247ZM250 189V188H249ZM174 190V189H173ZM184 190H185V187H184ZM205 190H206V192H205ZM212 190V189H211ZM220 190V189H219ZM230 190H232V188L230 189ZM255 190V189H254ZM112 191H113V189H112ZM216 191H217V189H216ZM243 191V190H242ZM170 192H171V190H170ZM194 192H191L192 193V196H195V194H194ZM209 192V191H208ZM207 192V193H208ZM215 192V191H214ZM214 192H211V193H213V194H215ZM237 191H235V193H236ZM114 192H112V194H113ZM202 193V194H203ZM227 193V192H226ZM232 193H234V192H232ZM232 193H230V196H233V195H231ZM241 193V192H240ZM189 194H188V196H189ZM194 194V195H193ZM203 194V195H204ZM228 194V193H227ZM244 194V193H243ZM108 195V194H107ZM186 195V194H185ZM185 195H184V197H185ZM199 195H201V194H199ZM207 195V194H206ZM205 195V196H206ZM208 195H211V194H208ZM207 195V196H208ZM217 195V194H216ZM236 196H233V201H235L234 202V204H236V203H238L240 200L238 199L237 200V198L236 199H234L235 197H237V193L235 194ZM249 195V194H248ZM168 196H169V194H168ZM178 196V197H179ZM187 196V195H186ZM191 196V195H190ZM213 196V195H212ZM211 196V197H212ZM229 196V197H230ZM247 196V195H246ZM251 196V195H250ZM173 197H174V195H173ZM181 197V196H180ZM179 197V198H180ZM183 197V199H185ZM197 197V194H196V196L194 197V198H196ZM200 197H201V199H202V196H199V198H196V200L193 198V200H191L189 203H187L186 204V202H187V200L186 199H188V200H190L189 198H187L186 197V201H185V203H183V206H181L182 207V209L183 210H185V207H186V209H188L189 210V207L188 206H190V207H192V206H195V205H197V206H195V207H197V208H199V209H201V206H202V209H203V207L205 206V201H204V198L202 199V201H198V199L200 200ZM204 197V196H203ZM209 197V196H208ZM218 197V196H217ZM239 197V196H238ZM240 197H244V195L243 196H240ZM108 198H109V195H108ZM168 198V197H167ZM171 198V197H170ZM177 198V197H176ZM210 198V197H209ZM209 198H207L208 200L206 201V205H208V203L210 204V202H209ZM228 198V197H227ZM226 198V199H227ZM248 198H250V197H248ZM73 199V198H72ZM181 200H182V198H180ZM230 199H232V197L230 198ZM74 200V199H73ZM176 200V199H175ZM175 200H173L174 202H176ZM228 200V199H227ZM250 200V199H249ZM72 201V200H71ZM177 201H178V199H177ZM180 201V200H179ZM178 201V202H179ZM233 201H231V202H233ZM102 202L103 201H99V202H97L93 207L95 208V213L98 215V213L100 212V209L102 208ZM172 202V201H171ZM198 202H200V203H203L202 205H200V206H198L200 203H198ZM208 202V203H207ZM213 202V201H212ZM231 202H229V200H228V202H227V205H228V203L230 204ZM249 202V201H248ZM256 202V201H255ZM239 203H241V201L239 202ZM125 204V203H124ZM162 206H161V205ZM178 204V203H177ZM232 204V203H231ZM246 204H247V202H246ZM251 204V203H250ZM254 204V203H253ZM181 205V204H180ZM204 205V206H203ZM212 205V204H211ZM218 205H220V204H218ZM227 205H226V207H227ZM240 205V204H239ZM70 206V205H69ZM72 206V205H71ZM74 206V205H73ZM123 206V205H122ZM133 206H135V207H133ZM229 206V205H228ZM247 206V205H246ZM252 206H254V205H252ZM180 207V206H179ZM178 207V208H179ZM181 207L179 208V209H181ZM188 207V208H187ZM212 207V206H211ZM245 207V206H244ZM244 207H241V208H244ZM195 209V208H193V209H195L196 211L195 212H193V213H190V212H192L193 211V209L189 212L190 214H185L186 215V221H187V223L186 224H188V225H186L187 226V228L185 227V230L183 229V235L185 236V235H187L186 236V238H192L193 236L197 239L196 240V242H198V243H200V242H202V241H200L201 239L202 240H208L207 239V237H208V235L206 234V233H203V232H205V229L206 228H208V229H210L211 227V223H212V221H213V219H214V217L211 215V214H209L212 210H210V211H208L207 210V212L203 209L202 210V212L201 211H199V209ZM205 208V207H204ZM232 208V207H231ZM247 208H249V206L247 207ZM250 208H251V205H250ZM252 208H255V206L254 207H252ZM262 208V207H261ZM173 209V208H172ZM219 210L218 211H220V209H221V205H220V208H218ZM236 208H232V212H234V210H235ZM131 210V209H130ZM167 210H168V208H167ZM171 210V209H170ZM244 210V209H243ZM250 210V209H249ZM248 210V211H249ZM129 211V210H128ZM163 211H165L164 209H163ZM169 211V210H168ZM168 211H166V213L168 212ZM179 211H181V212H179ZM178 211V209H177V212H179V213H182V210H179ZM185 211H187V210H185ZM205 211V212H204ZM245 211H246V209H245ZM136 212V211H135ZM236 212H237V214H236ZM239 212H241V210H239V211H236L235 210V212H234V214H235V217L238 215V213ZM141 213H143V212H141ZM169 213V212H168ZM186 213V212H185ZM213 213V212H212ZM219 214V213H218ZM224 214V213H223ZM240 214V213H239ZM243 213H241L239 216H240V218L242 217L241 215H242ZM180 215V214H179ZM183 215H184V212H183ZM233 214H231L230 216H232ZM246 215V214H245ZM2 216V215H1ZM92 216H94V213H92ZM105 217H106V214L104 215ZM143 216V215H142ZM171 216V215H170ZM176 216V215H175ZM215 216V215H214ZM239 216H237L236 218H234V215L232 216L235 220H233V218H232V220H233V222L234 221H236V219H237V221L239 220L238 219V217ZM47 217H49V218H47ZM98 217V219H96L95 220V223L93 224V227H95V228H102L105 224H106V222H103V220L101 219V218H99V216H97ZM172 217V216H171ZM177 217V216H176ZM222 217V216H221ZM42 218V219H41ZM142 218V217H141ZM180 218V217H179ZM178 218V219H179ZM226 218V217H225ZM231 218V217H230ZM104 219V218H103ZM143 219V220H144ZM159 219H162V221H160ZM171 219V218H170ZM1 220H3V221H5V219H2L1 218ZM0 220V221H1ZM7 220V219H6ZM150 220V221H151ZM220 220V222H222L221 224H222V228L223 229H225V231H224V233L223 232H221V238H223V237H225V239L224 240H229L231 237H229V233L227 232L229 229H231L233 226V222H232V220L231 219H229L228 220V218H227V220H223V221H230V222H223V221H221V219H219ZM55 221V220H54ZM56 221H57V219H56ZM139 221V220H138ZM146 221H144V222H146ZM165 221H167L166 219H165ZM2 222V221H1ZM9 222V221H8ZM113 222V221H112ZM164 222V221H163ZM173 222V221H172ZM242 222V221H241ZM3 223V222H2ZM4 224V223H3ZM5 224H6V222H5ZM4 224V225H5ZM10 224V223H9ZM56 224H57V222H56ZM92 224V223H91ZM91 224H89V225H91ZM109 224V223H108ZM116 224V226L118 227V223H115ZM164 224H165V226L164 227H166V224L167 223H165L164 222ZM213 224V223H212ZM219 224V223H218ZM235 224H236V222H235ZM242 224V223H241ZM240 224V225H241ZM58 225V224H57ZM111 225V224H110ZM150 226H151V224H149ZM237 225H239V224H237ZM56 226V225H55ZM55 226H53L51 229H50V232H52V230L54 231V229H57ZM106 226V225H105ZM105 226H104V228H105ZM123 226V225H122ZM149 226V227H150ZM180 226V225H179ZM218 226V225H217ZM90 227V226H89ZM92 227V226H91ZM152 227V226H151ZM183 227V226H182ZM210 227V228H209ZM213 227L215 228L216 226H214L213 225ZM6 228V227H5ZM54 228V229H53ZM106 228H107V226H106ZM105 228V229H106ZM124 228V227H123ZM134 228H133V230H134ZM138 228V227H137ZM170 228V227H169ZM168 227H167V229H169ZM175 228V227H174ZM220 228V227H219ZM218 228V229H219ZM39 229H41V228H39ZM90 229V228H89ZM94 229V228H93ZM93 229H91V230H93ZM157 229H159L160 230V232H158L159 230H157ZM176 229V228H175ZM221 229V228H220ZM246 229H247V227H246ZM251 229V228H250ZM7 230H10V229H7ZM30 230V231H29ZM102 230H103V232H104V229L102 228ZM107 230V229H106ZM170 230V229H169ZM215 230V229H214ZM233 230V229H232ZM1 231V230H0ZM28 231V232H27ZM32 231H33V229H32ZM36 231V230H35ZM136 231V232H137ZM181 231H182V229H181ZM186 231V232H185ZM209 231V230H208ZM219 231V230H218ZM100 232V231H99ZM170 232H171V230H170ZM173 232H175V231H173ZM184 232H185V234H184ZM206 232H207V230H206ZM246 232V231H245ZM13 234L14 236L16 235V234ZM36 233V232H35ZM212 233V232H211ZM220 233V232H219ZM236 233V232H235ZM262 233V232H261ZM264 233V232H263ZM8 234V233H7ZM32 234H34V233H32ZM31 234V235H32ZM43 234V233H42ZM57 234V233H56ZM80 234V233H79ZM175 234V233H174ZM174 234H172V235H174ZM209 234V233H208ZM215 234V233H214ZM50 235H52V234H50ZM102 235V234H101ZM126 235V234H125ZM132 237V241L130 240V236ZM137 235V236H138ZM146 235H150V237H146ZM220 235V234H219ZM244 235V234H243ZM246 235H248V234H246ZM261 235V234H260ZM152 236V237H151ZM160 237L159 239H160V241H159V244H157V245H155V246H152V248H150V246H149V244H151L152 245V240L154 239V238H156V237ZM192 236V237H191ZM209 236H210V234H209ZM217 236V235H216ZM231 236H233V235H231ZM236 236V235H235ZM258 236V235H257ZM53 237V236H52ZM55 237V236H54ZM53 237V238H54ZM128 237V238H127ZM193 237V238H194ZM215 237V236H214ZM258 237H260V236H258ZM184 238V237H183ZM194 238V239H195ZM209 238V237H208ZM233 238V237H232ZM236 238V237H235ZM246 238V237H245ZM255 238V237H254ZM261 238L262 237H260L259 238V240H261ZM26 239H28V238H26ZM25 239V240H26ZM51 239V238H50ZM82 239V238H81ZM139 240L140 242H142L143 244H145L146 246H149V248L148 247H146L145 245H142V243H140L142 246H141V248L143 249V250H146L145 249V247L147 248V252L146 253H148V254H146L145 256L147 257L148 256V259L147 260H144L145 259V256H144V259H142V257H143V255H142V257L140 258V256L138 255V254H140V253H136L135 252V250H131V248L132 247H135L136 246V249H137V251L139 250L138 248H137V242L139 243V241H137V240ZM157 239V238H156ZM159 239H157V240H159ZM185 239V238H184ZM210 239H213V238H210ZM219 239V238H218ZM78 240H79V238H78ZM95 240H96V238H95ZM136 241V243L135 242H133V241ZM170 240H172V238L170 239ZM183 240V239H182ZM188 239H186V241H187ZM191 240V239H190ZM200 242H199V241ZM263 240H264V238H263ZM54 241V240H53ZM68 241V240H67ZM73 241V240H72ZM72 241H71V243H72ZM77 241V240H76ZM154 241V240H153ZM169 241V242H168ZM193 241V240H192ZM226 241V242H227ZM230 241H233V240H230ZM51 242V241H50ZM56 242H58V241H56ZM66 242V241H65ZM79 242H81V240H79ZM97 242V241H96ZM195 242V241H194ZM210 242V241H209ZM259 242V241H258ZM78 243V242H77ZM77 243H75L76 245H77ZM132 243H134V244H132ZM179 243V242H178ZM184 243V242H183ZM228 243V242H227ZM232 243V242H231ZM231 243H230V245H231ZM68 244H69V242H68ZM74 244V246H76ZM80 244H82V242L80 243ZM96 244V243H95ZM103 244V243H102ZM101 244V245H102ZM154 244V243H153ZM176 244V243H175ZM174 244V245H175ZM201 244V243H200ZM233 244H234V241H233ZM245 244V243H244ZM246 244H247V241H246ZM255 244V243H254ZM259 244V243H258ZM262 244V243H261ZM83 245V244H82ZM93 245V244H92ZM105 245V244H104ZM131 245V246H130ZM183 245V244H182ZM212 245V244H211ZM263 245V244H262ZM73 246V247H74ZM78 246V245H77ZM80 247H81V245H79ZM129 246H130V250L129 251H131V252H127V251H124L123 252V250H122V248H124V247H128V249H129ZM175 246H178V244L177 245H175ZM196 246V245H195ZM232 246V245H231ZM250 246V245H249ZM252 246V245H251ZM255 246V245H254ZM50 247H52V246H50ZM64 247V246H63ZM138 247H139V245H138ZM174 247V246H173ZM205 246H203L202 247V249L204 248ZM257 247V246H256ZM260 247V246H259ZM59 248H61V246H59ZM83 248V247H82ZM85 248V247H84ZM180 248V247H179ZM178 248V249H179ZM197 248H198V245H197ZM246 248V247H245ZM261 248V247H260ZM259 248V249H260ZM21 249V248H20ZM119 249V250H118ZM150 249H152V250H150ZM180 249H184V248H180ZM201 249V250H202ZM228 249V248H227ZM235 250V248H232L231 249V251L232 250ZM53 250V249H52ZM52 250L50 251V253H54V252H52ZM55 250V249H54ZM74 249H72V251H73ZM77 250V248L75 249V251H74V259L72 260H67V258H65L67 255H65V257H64V262H63V260H60V257H59V259H58V256H57V258H56V256L54 255V254H51V256L52 257H54L55 256V260H53V261H55V262H53L52 264H78V263H80V260L79 259H81V264L83 263V261H84V259H83V256L81 257L80 255H79V251H76ZM78 250H79V248H78ZM91 250V249H90ZM104 250V249H103ZM107 250V251H108ZM121 250H122V253H121V255H120V252H121ZM143 250H141V251H143ZM204 251H205V248L203 249ZM216 249H214V251H215ZM224 250V249H223ZM232 251V252H235V251ZM237 250V249H236ZM240 250V249H239ZM248 251H250V250H252V251H254V249H251L250 248V250L249 249H247ZM260 250H262V249H260ZM264 250V249H263ZM61 251H62V248H61ZM92 251V250H91ZM140 251V250H139ZM138 251V252H139ZM174 251V252H173ZM180 251V250H179ZM185 251V250H184ZM190 251V252H191ZM200 251V250H199ZM230 251V250H229ZM241 251V250H240ZM246 251V250H245ZM62 252H64V250L62 251ZM77 252H78V255H77ZM80 252H81V248H80ZM109 252V253H110ZM114 252V253H113ZM212 252V251H211ZM239 252V251H238ZM259 252H261V251H259ZM44 253V252H43ZM43 253H42V255H43ZM66 253V252H65ZM108 253V252H107ZM110 253V254H111ZM119 253V254H118ZM143 253V252H142ZM173 253V254H172ZM223 253V252H222ZM225 253V252H224ZM39 254H41V253H39ZM103 254V253H102ZM109 254V255H110ZM115 254V255H116ZM143 254H145V253H143ZM181 254V253H180ZM179 254V256L181 257V255L183 254H181L180 255ZM206 254V255H205ZM210 254H212V253H210ZM241 254H242V251H241ZM247 254V253H246ZM44 255H45V253H44ZM57 255V254H56ZM112 255H110L109 256V258L112 256ZM115 255L114 256H112V260H110V261H108V262H110V263H115L114 261L115 260H113V259H115L116 257H115ZM173 256L174 257V260H172L173 259V257H170V256ZM176 255V256H175ZM223 255V254H222ZM233 255V254H232ZM248 255V254H247ZM50 256V257H51ZM75 256H77V259H76V257ZM139 256V257H138ZM184 256V255H183ZM215 256V255H214ZM217 256H218V254H217ZM217 256H216V258L215 257H213L214 259H217ZM227 257H228V255H226ZM231 256V255H230ZM235 256V255H234ZM243 256V255H242ZM261 256V255H260ZM47 257V256H46ZM68 257V256H67ZM70 257H71V255H70ZM81 257V258H80ZM107 257V256H106ZM105 257V258H106ZM113 257H115V258H113ZM175 257H176V259H175ZM224 257V256H223ZM244 258L246 257L245 255L243 256ZM251 254L249 255V258L251 259ZM256 257V256H255ZM258 257V256H257ZM72 258V257H71ZM79 258V259H78ZM92 258V259H91ZM90 258V260H93L94 262H95V260L97 259V257H96V259L94 260L93 258L94 257H91ZM103 258V260H105V258L104 257H102ZM123 258H125V259H123ZM169 258H172V259H169ZM231 258H232V256H231ZM241 258V257H240ZM247 258H248V256H247ZM249 258H248V260H249ZM254 258V257H253ZM58 259V260H57ZM66 259V260H65ZM87 259V258H86ZM86 259H85V261H86ZM185 259V260H184ZM211 259H212V257H211ZM213 259V260H214ZM225 259V258H224ZM227 259V258H226ZM230 259V258H229ZM47 260V259H46ZM99 261V263L101 264V259H98ZM107 260V259H106ZM105 260V261H106ZM218 260V259H217ZM220 260V259H219ZM219 260L218 261H215L216 263H218L219 262ZM242 260L243 259H241V260H239V262L241 261L242 262ZM254 260V259H253ZM39 261V262H38ZM38 261H34V264H38V263H40V262H42V260L40 261V259H38ZM77 261H79V262H77ZM105 261H103L104 263H105ZM112 261V262H111ZM232 260H230V262H231ZM258 260H255V262H257ZM87 262V261H86ZM86 262H84V263H86ZM88 262H89V260H88ZM93 262V263H94ZM107 262V261H106ZM117 262V261H116ZM243 262H245V263H247V262H249V261H245V260H243ZM44 263V262H43ZM83 263V264H84ZM90 263H91V261H90ZM93 263H91V264H93ZM118 264H120L119 262H117ZM213 263H214V261H213ZM224 263V262H223ZM252 263V262H251ZM254 263V262H253ZM44 264H48V263H44ZM87 264V263H86ZM89 264V263H88ZM108 264V263H107ZM219 264V263H218ZM238 264V263H237ZM259 264V263H258Z\"/></svg>", "mask_w": 264, "mask_h": 264}]
</instances>
